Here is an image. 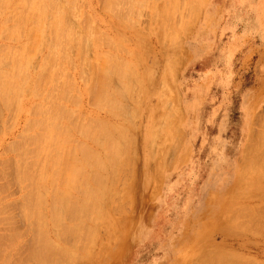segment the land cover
Here are the masks:
<instances>
[{"label":"rangeland","instance_id":"374dc122","mask_svg":"<svg viewBox=\"0 0 264 264\" xmlns=\"http://www.w3.org/2000/svg\"><path fill=\"white\" fill-rule=\"evenodd\" d=\"M3 1L9 2V4L6 5L7 2L5 4V2L3 3ZM19 1H21V3ZM74 1H75L76 5L74 4ZM74 1L73 0H71V1L70 0H63V2H64V6H63L62 0H57V1L51 0L52 3L50 2V0L49 1L48 0H45V1L42 0V2H45L43 4L44 5L46 4L45 5L47 7L46 8L45 6L43 7V5L41 6V3H40L41 1L38 2L39 3L38 4L37 0H33L32 3L30 2V4H29L28 0H27L26 4L23 3L24 0H11V1L0 0V4L2 2L0 8L5 9V11L3 10V14H2V9H0V12H1L0 14H2V15H0V50H3L4 48L6 49L8 47V45L10 47L9 49H12L13 47L18 45L17 46L18 50L17 49L14 50L15 49L14 48L10 51L8 49L5 51L6 53H4V55L3 54L0 55V59H1L0 68H2L1 70H2L3 74H4V70L6 68L7 69L6 71H8V69H9L11 71V73H13V74L15 73L14 74L15 76L20 74V73H24L25 77L26 78L28 77V79H24L25 77L23 76V74H21L24 78H22V76H19V75L15 78L17 83H14L15 85H13V87L17 86L18 81L19 82L20 81L26 82V83L25 82L21 83V84H24L21 87L22 89L21 88L17 89V87L15 88L18 91L21 89L20 95H19V92H17L15 90L17 92L16 93L14 90L12 91L10 88V87H12V84H11L12 82L10 83V80L14 79L13 78L14 75L12 76V74H11V76H12L11 77L9 74L10 72L8 71V75L11 77V79L9 78V80H8L9 81V83H8L9 87L8 88H10V90L8 89V91H6V94L7 95L9 94L8 95L9 97H10V94H11V97H12V95H13V97H16V96H14L15 93L18 94L19 99L17 98V100H18V102L20 101L19 103L21 105H19V106L21 107V110H20V107L17 106L18 103H16L17 102L15 100L16 98L11 99V98L7 97V99H9V100H7V102L13 101L11 103V107L12 106H15V107L11 108L9 102L3 103L6 99V98L3 99V96L6 97V95L4 94V92H2V90L4 88V87H2L3 86L2 84H3V81L6 80V82H5V85H6L7 79L9 76L5 75L7 73L6 72L3 76H5V77L7 76L6 77L7 79H4L5 77H3L2 79L0 78V80H2V84L0 81V92L2 94V95L0 94V170L1 171L4 170L3 172L0 171V184H1L0 185V187H1L0 193L2 192V187L5 188V189H3L4 191L0 194V211L3 212V213L0 212V215H1L0 216V221H1L0 222V226H1V228H0L1 240L0 241H2V242H0V251H2V252H0V258H3L1 260H4L5 256H7V257L11 256L12 258L10 257V259L9 258L7 259V257H5L4 261H6V259H7V264H9V263L12 264L15 260L16 261L13 264H22L25 261L27 263V260H29L28 257L30 256V258H32V259L28 261L29 264L30 263L32 264L33 262L35 264H37L39 260H36L37 259L36 256L39 254V257H40V255L41 256L43 255L42 257H40L43 260V263H41L40 261H39V263L45 264L44 261L45 260L47 261L48 258L50 259V257H48V255L52 256V255H50V253H52V252L55 253L54 251H51L52 249L56 250V252H58V254H59L60 248H58V247H61V250L64 247L62 250L63 251L62 254L60 252L61 256H60V254L58 255L57 253H55V255L57 254L58 257L60 256V259L56 256L53 257L54 259L58 258L59 263H62L61 261L67 263L66 260L68 259V261L72 260L71 262H69L71 264H72V262H75V263L77 262L76 264H78V263L79 264H198L197 262H199V264H204V263L206 264L210 259V261L208 263L213 264V261H214L213 259L220 258V259H218V262H217L220 264L222 259L228 260V257L231 254L230 256L233 260L235 259V262L233 260L230 261L231 259L229 257V260H228L229 263H226L225 260H223L221 264H235V263L237 264V263L245 261L246 258L253 259L257 264L258 263L264 264V230H260V228L262 229L261 225H263V227H264V224H263L264 220L261 219V218H264V210L262 209V208H264L263 207L264 206V183H263L264 182V179H263L264 174L262 173L264 171L262 169V167H264V161H263L264 160V153H263V156L260 157L261 159L258 158V159H256L258 161H255V162L253 161V163L251 164L252 166L254 163L256 165L254 164L253 169H251V167H250L248 173L250 171H253V172H250L249 174L247 173L245 177H243L241 174L246 167L248 157H250V154L248 151L244 153V150H245L244 148L248 147L249 143H254L255 137L253 134H255L254 132L258 133L260 131L261 123L258 121H261V119L264 117L263 116L264 115V36L262 35V32L260 29H259V31H257V30H255L256 28L252 29V28H249V26H248L249 23L252 22L251 21V20H253L252 17L253 16L255 17V14L257 11L259 13L260 27L261 28L264 27V0H158V1H156V0H143L145 3L144 5H143L142 0H130V1L129 0H120L118 5H117V2L119 0H115V2L116 1L117 2L115 5L112 4V6H111V2L114 0H111V1L110 0H108V1H106V0H74ZM138 1L141 4V7L143 6L142 8L140 7V5H137ZM162 1H163V3H162ZM48 2H50V5L48 4ZM104 2H106V4ZM133 2H135V3H133ZM159 2L162 5L159 4ZM36 3H37V5H36ZM59 3L63 7L60 6ZM127 3H129V4H127ZM3 4L5 7L3 6ZM23 4L25 5V7H23ZM51 4H52V6H51ZM104 4H105V6H103ZM27 5H28L29 9H31V7L32 8L34 7L33 8L34 10L33 9H31L30 11L27 10L26 9ZM71 5H73V9H71V7H72ZM113 5L114 6L117 5L115 7V9L113 8L114 7ZM127 5H128V7H127ZM171 5H172L173 9L171 8ZM38 6L44 8V9L41 8L39 10L42 15L44 13L43 10L46 11L45 12L46 15L45 14L43 16L41 15V17H44V19H42V20H44V24L43 25L40 24L43 26L42 31H41L42 34L40 33V30H38L40 28L39 23L42 21V20H40L41 17L39 16L40 15L39 11L37 10V12H36V9L37 8L39 9ZM67 6H68V8H67ZM131 6H133L132 12L136 13L139 11L140 13L138 12V15H137V13L136 14L133 13V16H132V13L130 12ZM20 7L23 10L20 9ZM35 7H37V8H35ZM53 7H55L54 11L52 10ZM106 7H108V8H106ZM233 7H235L237 10H239L240 19L232 20ZM105 8H106V10H105ZM117 8H118V10H116ZM121 8H123V9L121 10ZM124 8H128L127 10L130 13L127 12V10ZM158 8L161 9L160 11H162V12H160ZM18 9H19V11H21V13L23 11H26V10L27 11L22 13V14L19 13L18 15H20V14L21 15L18 16L16 13V12H19ZM45 9H47V10H45ZM57 9H59V11ZM66 9L68 10V13H67ZM76 9H77V11H76ZM156 9L158 10V12L156 11ZM11 10H13V11L15 10L14 11L15 13H13V11H11ZM176 10H178V11H176ZM28 11H29V13H27ZM112 11H113V13H112ZM124 11H125V14H124ZM7 12L9 13L10 16L8 15ZM53 12H54V14H53ZM60 12H62V13H60ZM164 12H166V13H164ZM25 13L28 14V16H26ZM38 13H39V15H38ZM66 13H67V15H66ZM11 14L12 15L15 14L14 15L15 17L13 16L15 19H16V16H18L19 20L18 19H16V20H18L20 22L22 21L21 23H19L20 25H18L16 23L17 28L19 29V27H20L19 30L15 27V25H14L15 20L13 17H11L12 16ZM57 14H59V15H57ZM88 15H89V17H88ZM125 15H127V16H125ZM154 15L156 16V18ZM157 15L160 16V18ZM5 16L9 17V19H10L9 22H7L8 21V18H7V20H5V23H4V19L6 18ZM37 16L39 17V20L37 19L38 18ZM25 17H26V20H25ZM35 17H36V19H35ZM50 17L53 20L50 19ZM125 17L127 19H124ZM57 18L58 19L61 18V19H59V22H61L60 20H62V22H61L62 24L57 21L58 20ZM78 18H79V21H78ZM128 18H130V20H128ZM177 18H180V19H177ZM20 19H22V20H20ZM67 19H69V20H67ZM131 19H132V21H131ZM160 19H161V22L159 21ZM23 20H25V21H23ZM34 20H37L36 23L37 22H39V23L36 24ZM157 20L159 23L157 22ZM18 21H16V22H18ZM32 21H34V22H32ZM48 21H52L51 24L53 23L52 24L53 29L51 28V24L48 27V24L50 23ZM23 22H25V24ZM54 22L55 23L58 22L60 25L55 24ZM86 22L87 23L89 22L90 24L88 25ZM131 22H133V23H131ZM11 23H13V26H11L12 25ZM30 23H35L36 27L34 24L32 25ZM42 23H43V21H42ZM79 23H81V24L79 25ZM54 24H55V27L61 26L60 30L62 33H63L64 29H65L64 32H67L66 28L68 27L67 29H69L70 28L69 26H71L70 30H68V32H67L68 35H66V33L62 34L60 32V30L58 29L59 27H57L59 32L57 31V29L55 30V27H53ZM6 25H8V27H10V28L7 27L9 30L6 29ZM28 25L30 26V28ZM37 25H39V26H37ZM64 25L66 26L65 28H63ZM86 25H88V27ZM159 25H161V26H159ZM32 27H33V29H32ZM37 27H39V28L36 29ZM159 27L161 30L159 29ZM161 27L164 29H162ZM11 28L12 29L16 28V30H18L19 33L22 32L21 34H19V33L18 34L20 37L22 36L23 38L21 37V39H20L19 36H18V38L14 37L17 34V31L15 29H13V30L16 31V33L14 31H12L11 33H13V35L10 34V31L12 30ZM90 28H91V30H90ZM185 28H187V29L185 30ZM4 30L9 31L10 36H9L8 32L4 33ZM29 30L32 32H29ZM98 30L101 32H99ZM162 30L165 31V32L164 31L163 32L165 33L166 36L162 32ZM23 31H24V34H23ZM37 31H39L38 34H41V36L35 34V33H37ZM52 31H54V33H55V31H57L56 34L57 33H61V34L60 35L57 34L58 36H55V34H53ZM74 31H75V34H74ZM96 31H98L99 34ZM102 31L104 32V34ZM50 32L52 33V35L50 34ZM77 32H80V33H77ZM27 33H29L28 34L29 37L26 36ZM32 34L34 35V41L35 42H36L35 35L40 37V42H41V45H39L40 46L39 48H37L38 46H36V50L38 51V49H39V51L37 52L35 50L34 54L31 53V51H33V49L31 50V48L35 49V46H33V43L35 45V42L32 43L33 47H30L31 44H27V45L25 44L27 41V40H25V38L28 39L27 42L31 41L33 38ZM71 34H72V36H71ZM122 34H124V35H122ZM69 35L71 38H69ZM74 35H75V37H74ZM7 36H9V37H7ZM42 36H43L44 40H42ZM95 36H97V37H95ZM5 37H6V39H5ZM50 37H52V38H50ZM59 37L61 38L60 39L61 42H60V40L59 41L57 40V39H59ZM94 37L98 38V39L95 40ZM81 38H83V39H81ZM62 39L64 42H62ZM74 39L76 40V42ZM24 40H25L24 46H26L27 48L30 47V49H26V50H30L29 52L26 51V53L27 52L29 53L30 58L25 57V56H27L25 53V49H24V51H22L23 50L22 49L21 52L25 53L24 57L28 60V62L31 60V57H33L31 62H29V63L27 62L28 65L25 63L26 60L23 57H21V56H23L22 53H20V52L16 53V51H19V47L23 48L22 47L23 43L21 45H20V43L23 42ZM49 40H50V42H48ZM65 40L66 41L71 40L69 43L72 42V44H69L68 42L65 43ZM37 41L39 42V40H37ZM42 41H43V46H42ZM162 41H163V43H162ZM54 42H55V44H54ZM59 42H60V44H59ZM79 42H80V44H79ZM106 42H109V43H107V45H106ZM141 42L143 43V45ZM61 43H65V44L61 45ZM52 44H54V45H52ZM67 44L69 45L68 47L66 46ZM36 45H38V44L36 43ZM70 45L72 47H70ZM97 45H99V46H97ZM41 46H42V48H41ZM48 46H49V48L50 47L51 48L55 47V48H54V50L50 48V49H48V52H47ZM65 46H66L65 50L67 52L66 51L63 52L64 50H62L63 47H65ZM144 46H145V49H144ZM148 46H150V47H148ZM26 47H24V48H26ZM60 47L62 49H60ZM114 47H115V49H114ZM68 48H69V50L71 48V51H68ZM87 48L89 51L87 50ZM80 49H81V51H80ZM51 50L54 51L55 53H53V52L51 53L50 52ZM56 50H57V53H56ZM61 50L64 53V58H66L64 60L62 58L63 53L61 52ZM3 51H0V53H3ZM45 52L48 53L47 54L48 57H47V55L44 54ZM98 52H100V53H98ZM14 53H15V56H17L18 54L19 55L21 54V55L18 57L10 56L11 58L12 57L16 58V59L13 58L12 60H14V62L13 61L11 62V58L9 57V55H12V54L14 55ZM67 53L71 57H69V58L65 57V55L66 56L68 55ZM83 53L85 55L86 54L87 55L85 56V55H83ZM52 54H53V56H52ZM7 55L9 58L3 59ZM31 55H33V56H31ZM44 55H45V57H43ZM54 55H56L55 56L56 58H53ZM138 55H139V57H138ZM146 55H147V57H146ZM57 56L59 59H57ZM84 56H85V59L83 58ZM103 56H104V58H103ZM119 56H120V58H119ZM90 57H91V59H90ZM107 57L112 58V59L111 58L110 59L112 60V62H114L115 67L118 70H115V68L114 69L108 68L110 66L111 67H113V66L110 63V60H109V62H107L108 61ZM17 58H19V59H17ZM20 58L23 61V65L26 64L25 66L22 65V62L20 64V67L22 66L20 70L23 71V69H24V72H21L18 70L19 69L18 63H20L19 61H21ZM45 58L48 60H45ZM51 58H53V59H51ZM113 58H115V59H113ZM56 59H57L58 63H55L56 61L54 62V60H56ZM87 59L90 61H88ZM102 59H104V60H102ZM106 59H107V61H106L107 64L105 62ZM118 59H120V63H119ZM59 60H61V62H63L62 66H61V63H59L60 62ZM124 60H127V63ZM42 61L45 64L46 63L48 64V61H49V63H51V64L46 65L44 67L45 64L43 65ZM82 61H84V63H82ZM5 62L6 63L11 62L8 64H10L13 67H16L18 69L12 67L13 71L15 69V72H13L10 69L11 66L7 65ZM53 62L55 63L56 66L54 65ZM102 62H104L103 64L106 66V70L113 69V72H111V70H110V72L104 70L105 69L104 67L100 68L102 66ZM124 62L126 63V68L122 67V65L125 66ZM72 63H73V65H72ZM108 63H110V66L107 67V65H109ZM16 64H18V66ZM41 65L45 68L44 70H43ZM82 65H84V66H82ZM26 66H28V69H26V70L30 72V74L28 73L30 76L29 75L27 76L25 74V68L24 67H26ZM60 66H61V68H60ZM63 66H65L66 68L68 67V68L66 69ZM73 66H75V68ZM118 66H119V68L121 67L123 70L127 69L125 71H129L130 72L129 75L130 74L133 75V73H134L133 78H132V75H131V77L129 75H127L130 78L127 77L126 76V74H128L127 72L122 73L121 74L122 79L124 77H126L127 81H125V78H124L123 79L124 81L122 80V82H121V78H120L121 76L117 77L118 75H120L118 73L121 72V71H119L121 69H119ZM48 67H49V69H48ZM92 68H93V70H92ZM94 68H96L97 71H95ZM128 68L129 69L132 68V69L129 70ZM40 69H42L43 71H41ZM59 69H60V71H59ZM68 69H69V71H68ZM79 69L81 70V72L79 71ZM101 69H103L104 72H106L105 73L106 75H107V73L108 74L110 73L112 75V77L109 76V79L107 80L108 75L105 76L104 72L101 71ZM133 69H134V71H133ZM16 70L19 71V73ZM39 70H40V72H39ZM48 70L51 72V74ZM61 70H62V72H61ZM114 70L116 73L114 72ZM27 71H26V73H27ZM38 72L40 73L39 75H38ZM41 72H43V74H41ZM46 72L47 73L49 72V73L47 74ZM69 72H71V73H69ZM82 72L84 75L81 74ZM2 73H0L1 76H2ZM93 73H95V74L93 75ZM96 73H97V75H96ZM36 74H37V76H36ZM78 74H80V75H78ZM98 74L103 75L105 79H102V76L100 75L101 76L100 77ZM115 74H116V76H115ZM123 74H125V76H123ZM40 75H42V77ZM91 75H93L92 78H91ZM67 76H68V78H67ZM18 77H20L22 80L20 78L17 79ZM58 77H60V78H58ZM64 77H65L66 81H64L65 83L63 82V84H65V85H62L61 82L64 80ZM80 77H81V79H80ZM86 77H87V79H86ZM95 78L99 79L101 81V83L103 80H106L105 81L106 83H107V81L110 80V83L108 82L106 85H104V86H107L109 84L107 86L108 88L107 87H104V88H107V90L109 91V93L113 97L108 95V93H107L108 91L107 92L104 91L105 89H103V84H102V87L98 86L99 84H97V83H100V81L95 79ZM42 80H44V81H42ZM84 80H86V82H84ZM91 80H92V82H90ZM37 81H38V83H37ZM40 81H41V83H39ZM93 81H97V83L96 82L94 83ZM35 82L37 83V85L36 84L34 85ZM56 82H57L58 86H57ZM59 83L61 85H59ZM66 83H67V85H66ZM89 83H91V85H89ZM121 83H122V85H120ZM130 83H132V85ZM10 84H11V86H10ZM21 84L19 83L18 86H20ZM8 85H6V87ZM53 85L55 88L57 86L58 89L56 88V91L53 90L54 89ZM69 85L71 87L72 86L73 87L69 88ZM75 85H76V87H75ZM95 85L97 86L98 89L96 88ZM113 85H115L114 86L115 88L113 87L114 89L112 88ZM62 86L67 87V89H64V88L60 89V88H62ZM77 86H78L79 90L76 89V91H75V88H77ZM88 86H89V88L91 87L90 90H89ZM92 86H93V88H92ZM109 86L111 89H113V91L109 88ZM1 87H2V90H1ZM6 87H5V89L7 90ZM33 87L35 88V90H37V91L39 90L38 92L36 91V94H34L35 90H33ZM50 87H53V89L52 88L50 89ZM68 88H69V90H68ZM101 88L103 89L104 93L105 92L107 93L108 96L105 95L104 98L101 97L102 99L101 98L97 99L98 98L97 96L94 97V95L95 94L97 95V93H99L98 96L99 95L104 96V93L102 94L103 91H101ZM119 88L122 89L120 92L118 91ZM126 88L127 89L129 88L128 89L129 92L126 91L127 90ZM130 88H132L133 93H132ZM52 90H53V92H52ZM57 90H58V93H60V94H62L61 92L64 91V96H65L66 91H68L66 93L68 97L65 96V97H67V100H66V98L61 99L63 94H62V96H60L61 98H59V95H58L59 99L57 98L56 99L57 101L54 100L55 95L57 97V94H58ZM60 90H61V92H59ZM161 90H163V92ZM9 91H12L14 93H12V92L9 93ZM29 92H31V93L29 94ZM74 92L76 93V95ZM100 92L102 95L100 94ZM52 93H54V94H52ZM68 93L70 95L74 94L75 96L71 95L72 97L70 100L69 99L70 96ZM90 93H94V94L92 95ZM112 93H114V94H112ZM131 93L133 94V96ZM37 94L40 97L34 96ZM135 94H137V95L135 96ZM168 94L170 96H167ZM114 95H116V96L114 97ZM78 96L80 97V99ZM140 96H141V98H139ZM1 97L3 100L1 99ZM75 97L76 98L78 97L79 100L78 99L77 100L79 102L76 101ZM106 97L115 98V99L119 100L118 101L119 105L116 104L117 100L115 101V100L111 99V100L115 101L114 103L117 105V106H115V104L113 105V103H111L112 101ZM129 97L130 98L133 97L134 100L133 99L131 100ZM158 97L160 99L159 101H158ZM162 97L163 98L165 97L167 102L165 101V99H163L164 101L161 100ZM93 98L94 99L96 98V99L94 100ZM47 99H48V101H47ZM105 99H106V102H105ZM52 100H54V102H57V103L60 101V103L63 105L66 104L64 106L66 109L64 110L63 106L58 107V105L54 104V102H52ZM69 100L72 101L71 104H70ZM97 100H98V102H99V100H101L100 105L98 104ZM103 100H104V102H103ZM50 101H51V103H53L55 105V107H54V105L52 104V106L54 107V109L56 111L61 110L64 112V114L60 113V111H59V113L57 112L58 114L57 113L56 114L60 115V117H58L57 115L54 116L55 110L50 107L51 106V103H49ZM73 101L74 102L76 101V102L73 103ZM93 101H95V102H93ZM157 101H158V103H161L160 104L161 106L158 105ZM162 101H163V103H162ZM38 102H40V103H38ZM45 102H47V103L44 106H42ZM6 103H7V105L9 104V106L4 105ZM33 103L34 104L37 103V108H34L36 106V104L33 105ZM60 103H58V104L60 105ZM77 103H78V105H77ZM95 103H97V104H95ZM38 104H40L42 107ZM90 104H92V105H90ZM102 104H104V105H102ZM162 104L164 106H162ZM96 105H97V107H95ZM111 105L113 106V108L116 107V109H117V107L120 106L121 109L118 108V110H115L111 107ZM38 106H40L42 108L41 109L39 107L41 112L38 110ZM47 106H49L53 112L51 110H50V112H49V110H48V112L47 111L45 112ZM67 106L70 107L71 110H69V108H68V110H69L68 111ZM177 106L179 107L180 110H177L178 109ZM61 107H63V109H61ZM98 107H99V109H98ZM123 107H125V108H123ZM173 107H174V109H173ZM13 108L15 111L17 110L16 116L18 115L15 119L16 120L15 123H14V119H13V117L15 116V112L12 111ZM31 108L32 109L34 108L38 111H35L34 109L31 110ZM101 108H103V109H101ZM111 108H112V110H111ZM9 109H10V112H9ZM47 109H48V107H47ZM57 109H59V110H57ZM72 109L74 110L73 114L71 112V111H73ZM156 110H158V111H156ZM251 110L253 111V114L251 117V121L249 122L248 119H249ZM30 111H33V112H30ZM65 111L67 114H65ZM159 111L162 113L160 114ZM172 111L175 115L173 113H171ZM176 111H179V112H176ZM36 112L38 113V115H35V114H37ZM42 112H44L43 113L44 115L41 114ZM68 112H71V115H73V117L71 115H68ZM112 112H113V114L116 112L115 113L116 115L115 114L113 115ZM117 112L119 115L117 114ZM121 112H124V113H121ZM156 112L157 113L159 112L160 115L159 114L157 115ZM17 113H19V114H17ZM48 113L54 114L53 115L54 117H58V118H53V122L55 120V122H54L55 124L52 123V120H51L52 115L48 116ZM258 113H259V115L261 113L260 118L258 116ZM62 114H63V116H61ZM80 115H81V117L83 116L82 119H81ZM75 116H77L76 119H78L77 120L78 122L76 121ZM117 116H119V117H117ZM158 116H160V117H158ZM10 117H11V119H10ZM42 117L45 118V119H41L42 122L40 120L37 121L39 118H42ZM48 117H50V118L48 119ZM123 117H125V118H123ZM29 118H30V120L33 121V123H34V121H37L36 124L38 123V125H39V122L43 123L46 119L47 120L42 125L40 124L41 126H39V127H41V128H38V125H36L37 127L35 126V128H33L32 130H30L29 132H26L25 130L31 126V121L29 122V120H28ZM34 118L35 119L38 118V119L35 120ZM60 118H62V119H60ZM12 119H13V122L11 121ZM178 119H180V121H178ZM71 120L73 121V123ZM74 120H75V122H74ZM79 120H82V122L85 125H86V123H88L87 126L90 125V127H86V126L82 127V125H84V124L83 123L78 124L80 122ZM98 120H99V122H98ZM172 121H173V123H171L169 125V122H172ZM27 122L29 123L28 126L26 125ZM47 122L48 123L51 122L52 124L49 123L50 124L49 125ZM104 123H106V124L108 123V124L104 125ZM110 123H112V124L110 125ZM73 124H74V126H73ZM96 124H98V126L101 125L103 127V129L105 128L107 133L104 134V130H102V127L99 126L101 128H99V127L97 128ZM172 124H174V125H172ZM51 125L52 126L57 125L58 128H56L57 126L55 128L54 127L51 128L50 127ZM66 125L67 126L70 125V126L67 127ZM116 125H118V126L116 127ZM175 125H177L178 128ZM63 126H64V128H69L70 130L72 129L71 133L69 130V134H67L68 138L72 137L71 139L69 138V139L65 140V141H67V144L61 143L62 139L67 138L66 134L63 135V132H64ZM106 126L109 127L108 129H109V132L111 131V133L117 129V131H115L113 134L114 136L116 134V137H119V138L122 136H125V135H126V137L125 138L123 137L122 139H118V138L114 139L113 135H111V133H108V129L106 128ZM155 126H156V128H155ZM174 126H175V128H174ZM74 128H75V130H74ZM84 128H85V130H86V128L87 129L89 128L90 130H88V131H92V133H93L92 136L90 134L91 132L87 133L86 132L87 130L86 131L82 130ZM112 128H114V129L112 130ZM119 128H120V130L123 129V132L126 130L125 131L126 134L123 135L124 133L123 132L121 133ZM252 128L254 129V132L251 131ZM41 129L46 130V131L42 133L43 130H41ZM53 129L54 130L58 129V130L54 131ZM99 129H101V130H99ZM174 129L176 130V133H175ZM22 130H23V134L27 133V134L23 135L24 137L21 136ZM66 130L68 131V129H66ZM98 130L100 131V133L98 132ZM118 130L120 132H118ZM171 130L173 131L172 133H171ZM262 130L264 132V126L262 127ZM57 131H58V133H56ZM67 131L64 133H68ZM83 131H85V132H83ZM154 131H156V132L154 133ZM164 131H166V132H164ZM76 132H77V135H76ZM95 132L98 134H96ZM117 132H118V134H117ZM32 133H34V134H32ZM36 133H37V136L40 133L38 138L36 136ZM50 133H52V134H50ZM119 133H121L122 135ZM153 133L156 135L153 136V138H152L151 135H154ZM170 133L172 134V137H171ZM18 134H20V135H18ZM31 134H32V136H30ZM107 134H109V135H107ZM127 134L132 136V137L127 136ZM25 135L26 136L29 135V136L26 137ZM33 135H35V136H33ZM47 135H51V137H53V139H55L54 142L56 141L57 144L52 142L53 140L49 139L51 137H49ZM100 135H102V136H100ZM110 135H111V137H110ZM173 135H176V136H173ZM46 136H47V138H46ZM57 136H58V138H57ZM60 136L62 137V139ZM167 136H169V137L167 138ZM28 137H30V138L28 139ZM35 137L37 139L36 145H38V141H41L40 140L41 137L44 138V140H42V142L47 141V142H44L45 146L43 144V147H45V148L41 149L42 145L40 146V144H39V146L41 148L36 146V145L33 146L35 144L34 140L36 141ZM86 137H89V138H86ZM105 137L106 138L110 137V139L108 138L106 140ZM164 137L166 139H164ZM170 137H171V139H169ZM251 137H254V140H252ZM20 138H21V140H19ZM77 138H79V140L81 139L80 141L83 143V145H81V142H80V145L76 144V142L79 141ZM250 138H251V140H250ZM17 139H18V142H17ZM30 139H31V142H30ZM75 139H77V141ZM101 139H102V141H101ZM68 140H69V143H68ZM74 140H75V143L73 142ZM108 140H109V142L112 141L111 144L116 145L114 147L117 150L119 149V151H113L114 148H113V146H110L111 144L109 145V142H107ZM122 140L123 141L126 140V141L123 142ZM172 140L173 141L177 140L178 144L176 142H174V144L171 145V143L173 142ZM65 141L63 140L64 143H66ZM105 141L107 142L108 146L105 145L106 144ZM9 142L10 143L12 142V143L10 144ZM23 142H24V144H23ZM25 142H27V143L29 142L27 146H26ZM42 142H40V143L42 144ZM8 143L10 144V145H8L9 147H11V145H12L11 149L7 146ZM58 143L62 144L63 146H61ZM48 144L51 145L50 148H49ZM102 144L104 147H106L107 153L104 151L105 148L102 146ZM52 145H53V147H52ZM66 145H68V147H66ZM72 145H75V146H72ZM117 145H118V147H117ZM13 146H16V147L13 148ZM77 146L79 149L81 148V150H79V149L77 150ZM91 146H93L94 149L88 148ZM109 146L111 147V149L109 148L110 150H108ZM6 147H8V148H6ZM29 147H30V149H29ZM36 147H38L39 150H38V148L35 150H32ZM70 147H72V149ZM86 148L89 149V151L87 150L85 152ZM95 148H96V150H95ZM25 149L26 150L28 149V150L26 151ZM44 149H45V152H44ZM58 149H60V150H58ZM10 150H13V151H10ZM37 150L38 151L41 150V151L38 152ZM69 150H73L75 152V154L77 152V155L74 157L75 154L73 151L70 152V154L73 153L74 155L73 154L68 155ZM165 150H166V152H165ZM246 150H247V148H246ZM18 151H20V152L18 153ZM23 151H24V153H23ZM47 151H49V152L52 151V152L49 153ZM57 151H59V152H57ZM62 151H63V153L61 154ZM66 151H68V152H66ZM112 151L115 153H113ZM15 152H17L20 155V158H18L19 155L16 154ZM65 152H66V154L64 155ZM79 152H81L80 153L81 155L79 154ZM29 153L35 159H33L32 157H29V156H31ZM37 153H38V155H37ZM39 153H41V154H39ZM45 153H47L46 156L50 154L49 157H53V158L51 159L48 156L46 157ZM153 153L154 154L157 153V155L156 154L154 155ZM247 153H248V155H247ZM22 154H24L25 156L23 155L24 157H22ZM119 154H121L120 157H119ZM43 155L45 156V158H44L45 160H47V159L50 160L48 163L46 161H43L44 160ZM55 155H57V157ZM8 156H11V157H8ZM26 156L28 157L27 163L24 161ZM117 156L119 157V160L116 159V158H118ZM6 157H8V158H6ZM40 157H41V159H40ZM81 157H83V158H81ZM13 158L15 159V161L17 163H19L20 159H23V161L21 160V162H20L21 165L19 164L21 168L19 167V169H18L19 165L14 163ZM17 158L19 161L17 160ZM30 158H32V160H29ZM86 158L87 159L93 158V161L88 160L89 161L88 162L86 160ZM110 158H111V160H110ZM36 159H37V162H38V159H39V161H41L43 159L42 161L44 163L41 161L40 163L38 162L39 163L38 164L37 162L34 161ZM112 159L114 161L117 160L118 162L113 164L112 162H114V161H112ZM121 159H122V161H121ZM155 159H156V161H155ZM52 160H54V161H52ZM63 160H65L64 163L67 162L66 163L67 165L64 164V166H63L64 168H62V170H61ZM78 160L80 161L79 167H81L82 170H83V168L88 170V168H90V164H91V166L98 171L95 170V174H94V170H92L93 172L90 170V169H92V167H91L89 169V171H87V172L85 169H84L85 171L83 170V172L85 173L84 176L82 174L83 172L79 176V173L82 170L79 167H77L78 166L77 165ZM84 160H86L88 163H86V161H84ZM31 161H34L35 164ZM51 161H52V164H51ZM119 161H121V162H119ZM24 162L26 163V165L23 164ZM30 162L33 163L34 166ZM45 162L48 165V169L45 168L46 170H48L47 172L44 169V164H46ZM81 162L83 165L81 164ZM95 162H97V163H95ZM126 162H127V164H126ZM256 162L259 163L258 166H257ZM261 162H263V166H261L262 165ZM29 163H30V165H28ZM119 163H120V165H119ZM14 164L16 166L18 165L17 168H14ZM36 164H38L39 166ZM68 164H69V166H68ZM104 164H106L105 166H107V169H108L107 171H106V169L103 170ZM161 164H163V165H161ZM22 165H25V167H27V168L26 169H25V167L22 168L23 167ZM47 165H46V167H47ZM155 165H157V167L161 166V169L159 167H158L159 168L158 169ZM32 166L35 167V170H34V168L32 169ZM66 166L68 167V169H70L69 167L72 168V170L71 169L69 170L71 172L70 176L73 174L74 179L76 177L75 180H72L73 184H70L71 179L69 180L70 176H67V175H69L68 173H66L67 175L64 174V176H63V177L67 176L68 177V178L66 177L67 179L62 177L63 169L67 168ZM121 166H124L123 168L126 167L127 169L125 168L124 170H122L123 168L121 169ZM41 167H42V169H41ZM155 167L157 168L156 170H155ZM255 167H257V168H255ZM28 168L31 169V170L29 169V171L33 170L36 173L39 172V174H36L37 176L38 175L39 176L37 177L36 175H33V174H35L33 171L32 172L27 171ZM115 168L117 169V172H114L116 170ZM240 168H242V169H240ZM254 168L256 171L254 170ZM13 169H15V171H13ZM74 169L76 172L75 174L78 175L79 178L82 176L83 178L82 177L81 178L85 179L84 181H86V179L89 178L88 179L89 181L87 180L86 182L91 183V186H95V187H93L95 189V191L92 189L91 186H90V188L88 187L89 189L87 188V186L90 184H86V182L84 184L83 183L84 181H82L81 178L79 179L74 174V171H73ZM76 169L79 170V173L76 171ZM18 170H20V171L22 170L21 172H22L24 177L22 176V174L20 176L17 173V172H19ZM23 170H26V172ZM52 170H54V173L55 172L59 173L58 174L59 176L56 175L57 173L53 174ZM99 170H101V171H99ZM44 171H45V173H44ZM60 171H62L61 172V174H62L61 178H60ZM69 171L64 170L63 173L69 172ZM111 171H113L115 174H113V172L111 173ZM121 171H124V173ZM258 171H260V172H258ZM4 172H6V173H4ZM40 172H41V176L44 175L43 180H45V178H46V181H42V183H44V182L47 183V184L45 183V185L42 184L39 180V179H41ZM96 172L97 173L100 172V173L97 174ZM108 172L110 174L106 175V173L108 174ZM255 172L257 173V175L255 174ZM2 173H3V175L5 174L6 177L3 176ZM14 173H16V174L13 175ZM51 173L53 175H55L56 177L54 178V176H50V175H52ZM92 173L94 174L93 177L95 180L98 179V182L100 180V182H99L100 185H102L103 183L105 184V182H106V190H104V191L102 190V192H104L105 194L107 193L108 196L105 197V194L103 195L104 197L102 195L99 196V193H98L99 191L97 192V190H96V187H98L99 183L93 182L94 180L91 179ZM101 173L103 175H101ZM158 173H161V174L158 175ZM258 173H260V175H261V173L263 174V176L260 180H259L260 176L258 177ZM29 174H32L33 177ZM86 174H87V177H85ZM88 174H89V176H88ZM250 174H251V177H250ZM26 175L29 176V178L27 176V178L29 180L28 179L26 180V178H25ZM13 176L14 177L16 176L18 182L23 178L22 180H24V182H23L24 186H22L23 185L21 183L22 180L19 182L20 184L18 186V182L15 180L16 178L14 179ZM121 176L124 180L121 178ZM252 176L256 177L259 181L255 180V178ZM4 177H5V180H7V181H5L3 179ZM30 177L32 178V180H30L31 179ZM34 177H37V179H36V181H34L35 183L34 182H32V183H34L35 186H38L37 188L34 186V184L32 185V183H30V181L35 180ZM71 177L73 179V176H71ZM1 178L3 181L1 180ZM251 178H254V179H251ZM50 179L52 181H54L57 184V186L54 185L55 184L54 182L51 183L49 181ZM62 179H65L68 182H65V185H64V183H62V182H64ZM60 180H62V182ZM111 180H113V181H111ZM126 180H127V182H126ZM15 181H16V183H15ZM49 182L53 186H50L51 184H49ZM101 182H103V183H101ZM112 182L114 184L116 182V185L113 184V186H115V188H112L113 186H109V188L110 189L112 188V190H113V191L112 190L110 191L112 193L111 196L113 198V201H111L112 198L110 197V193L108 192L109 191L108 183H112ZM246 182H249V183H246ZM6 183H11L12 185L11 184L8 185ZM28 183H30V184H28ZM74 184H76V185H74ZM77 184L78 185L83 184V185H80V187L81 188L84 187V189L82 188L81 189L82 191H81L80 188L77 187L78 186ZM104 184H103L104 187L99 185V190H101L100 189L101 187H103V189H105ZM46 185L48 186L49 191H47L45 194V192H44L45 188L47 189ZM85 185H86V188H85ZM110 185H112V184H110ZM6 186L8 188L10 187V189H7ZM21 186L24 188H22ZM54 186L56 189L55 191H57L59 189L61 191V189H63V188H64V190L66 188H68V189H66L65 192H64V190H62L61 191L62 193H60V195H59V193H57L58 191L55 192L53 190L54 188H52V187H54ZM42 187L43 188L45 187L44 190ZM56 187H58L59 189H57ZM31 188H33L32 190H34V189L36 190V192H34V194L36 193L35 195H31V194H33V193H31L32 192L30 190ZM38 188H39V190H38ZM20 189H21V191H20ZM69 189L72 190V192H74L73 196H75V197L77 196V198H80V199H77L75 197L71 198L70 196H72L71 195L72 192L69 191ZM76 189H77V192L79 191L78 193L76 192ZM87 189L91 190L90 192L93 193V196L90 192L87 193L88 192ZM52 190L59 195V196L58 195L56 196L57 199L60 198V196H62V194H67L74 201L79 200V202H80L82 199L81 197H83V200L87 201L88 205H93L91 207V209H89L90 207L87 206V203H85V201H83L84 203H82V201H81L80 203H82V204H80L78 201L76 202L77 204H75V202L73 204H75L76 209L83 205L84 208L82 207L81 209H83V210L86 209L87 210V211L85 210L86 213L89 211V213H87L89 216L86 215L85 211L82 213L83 210L80 211L81 210L80 208H79L80 210L77 209L79 211H76L71 207L69 209H71V211H73L74 213L70 212L68 210V207L72 206L73 201H71V199L67 200V199H69V197L66 195H64L66 197H64V196L61 197L62 200H63V198H67V199L63 200L62 204L59 202L61 199L59 201H57L60 204L55 201L58 204V206L60 205L59 207L57 206V204L55 202H54L55 204L53 203L54 205H52L54 207H52L50 205L53 202L51 200V196H50V194H53ZM84 190H86V191L83 192ZM27 191H29L31 193V194H29V192H28V195H31V196L27 195V193H26ZM37 191L44 192V193L40 192V194L42 193V195L45 198H47L48 200H45L44 197L42 198V196ZM51 191H52V193H51ZM22 192H23V194H22ZM70 192H71V194H68ZM82 192L84 194L87 193V194H85L86 197H85V195L84 196L82 195L83 194ZM94 192H95V195L99 196V198L96 196L97 197L96 202H95ZM102 192L100 191V194ZM25 193H26V196H25ZM88 194H90L91 197H94V199L89 197ZM53 195H56V194H53ZM38 196H40V199L44 200V201L42 200V202L44 204H42V202L40 203V200H37ZM78 196H80V197H78ZM25 197H26V199L30 198L29 200L27 199L29 202H27L26 200L24 202L23 198H25ZM34 197H35V199H34ZM87 197H89L88 199L91 198L90 200L92 202L88 201ZM116 197H118L119 199H117ZM32 198L34 199V201ZM52 198L54 199L55 196ZM114 198H115V200H114ZM55 200H56V198H55ZM64 201L68 202V203H65L67 206V209L65 208L66 206L64 207V205H65V204H63ZM69 201H71L70 205H69ZM34 202L37 205H35ZM36 202H38V203H36ZM89 202L92 204H89ZM99 202L101 204H103L104 207L102 205H98ZM110 202H112V203H110ZM39 203L42 204V206L40 205V207H39L38 206ZM47 203H49V204H47ZM28 204L30 205V207ZM46 204H47V206H46ZM94 204H95V207L98 211H94L95 210ZM26 205H27V207H26ZM43 205H45V206H43ZM77 205L78 206L80 205V206L77 207ZM37 206L39 207L38 212H36L37 208H38ZM49 206L51 207L50 210H49ZM97 206H99L101 210L99 208H97ZM112 206H115V208ZM241 206H244V208ZM250 206L252 208H254L255 213H257V212L259 213V210H260V213L258 214V216L256 217V214L254 213L255 216L253 217L257 222H259V223L261 222L260 224L256 223L255 220L252 221L253 220L252 218H251L252 220L250 222H248V221L244 222V219L249 220L250 217H252L251 214L253 215V211H252L253 209H251ZM253 206H255V207H253ZM41 207H46V208H41ZM239 207H241V208H239ZM7 208H8V210H7ZM34 208H36L35 209L36 211L34 210ZM111 208H112V210H111ZM117 208H120V209H117ZM235 208L239 209V212L237 211L238 214L235 213V211H236ZM245 208L251 209L252 213L249 214L250 217L248 214H247L248 216L243 214V213L251 212L250 210L248 211V209H247L248 212H246ZM1 209H3V210L5 209V211H3ZM20 209H23V210H20ZM40 209L43 210V213L46 212V214L41 213ZM113 209L115 210V212H112ZM234 209H235V211H234ZM242 209L244 210L243 212H241ZM6 211H7V213H4ZM24 211H26V213L28 212V214L31 215L30 219L27 216L28 214H26ZM101 211L104 212L102 215H101ZM232 211H234V212L232 213ZM18 212L19 213L21 212V213L19 214ZM22 212H24L25 215H23ZM52 212L53 213H55V212L59 213L60 212V213L59 214L55 213L56 215L55 214L53 215ZM77 212L78 213L80 212V214H78ZM90 212H92V214L93 213L94 214L92 215V214H90ZM40 213H41V215H43V217L40 216ZM49 213H50V215H49ZM84 213L88 217V219L85 216L81 217V215L82 214L84 215ZM118 213H119V215H118ZM15 214H17L19 217H17V215H15ZM98 214L101 215L99 223L98 222L96 223L95 219H93V220L89 219L92 217V218H96V220H97V218H99ZM21 215H22V217L24 216L25 218L22 219V217H20ZM37 216H38V219H37ZM61 216L63 218H61ZM103 216L105 217V219ZM246 216L249 219L248 218L246 219ZM230 217H232V218H230ZM4 218L6 220H9V219L10 220L5 223L6 220ZM13 218H15V219H13ZM18 218H21V219H18ZM27 218L29 220H27ZM44 218H46L50 224L49 223L47 224V220ZM81 218L82 219L84 218V219L82 220ZM24 219H25V221H24ZM55 219H56V221H55ZM74 219H75V221H74ZM228 219H230V221L233 220L232 223L229 222ZM13 220H15V221H13ZM50 220H52V222L55 221L54 225H56V224L58 225L60 223H63L64 226L62 224L61 225L63 227L66 226L64 228V230L65 229L67 230L68 228L71 229L73 226H74V228H72L73 230H76V229L78 230V226L80 227V229H79V231H77L74 234L75 238L73 235V237L70 238L71 239L70 240L69 237L72 236L73 232H71V231H73V230H70L69 233L67 231V235H65L66 230L62 231L63 227L61 228V225H58L59 227L55 226V228L57 227L55 229L53 227L54 225H52L53 223ZM27 221L30 222L31 224L30 223L27 224L28 223ZM57 221H58V223H57ZM92 221H94V223ZM10 222H11V224H10ZM66 222H69V223H66ZM254 222L256 224H259L260 227L255 226ZM234 223H235V225H233ZM241 223H242V225H241ZM2 224H3V226H2ZM33 225L34 226L36 225V226L34 227ZM49 225H52L53 228ZM238 225H240V226H238ZM31 226H32V228L33 227L34 228L33 229L30 228ZM37 226L41 227L42 231L43 230L45 231L47 229V227L49 226L47 230L50 233L48 231L47 232L45 231V233H44V231H43V234L39 235L42 232H40L41 229H39V230L37 229L38 228ZM235 226H237V227H235ZM249 226H254L253 228H256V227L257 228L253 229L252 227L249 228ZM4 227H5V230H4ZM15 227H16V229H15L16 231L13 229ZM59 228H61V229L59 230ZM8 229H10V230H8ZM11 229H13V230H11ZM17 229L20 231L23 230L24 232L22 231L19 233V231ZM52 229L55 232L53 231V233H51ZM84 229H87V230H84ZM91 229H93L95 232ZM27 230L29 232H27ZM34 230L37 232H35ZM81 230L84 233V235L86 234L84 237L87 239H85L83 237ZM2 231L4 232V234ZM9 231L12 235L9 233ZM13 231H15L16 234L19 233L20 237L17 235L19 238H14L16 236V234ZM32 231H33V234L35 236L32 235ZM90 231H93V234H92V232L90 233ZM63 232H64V234H63ZM46 233H49L48 237L50 236L52 238L51 242L53 243V245H55V248H53L54 246L52 244H51L52 247L51 246L49 247L48 246L50 244L49 242H48L49 244H47V245H46L47 241H45L46 243L43 242L44 240L48 239V237L45 239V237L47 236ZM70 233H72V234H70ZM21 234L22 235L24 234L25 236L23 235V237H22ZM45 234H46V236H45ZM69 234H70V236H68ZM13 235H15V236H13ZM42 235L45 236V237H43L44 238L43 241L40 240V239H42ZM4 236H5V238H4ZM32 236H33V238H32ZM37 237H38V239L40 238L39 239L40 243H38L39 240L37 239ZM59 237L61 238V240ZM10 239L11 240L13 239L12 242L10 241ZM35 239H36V241H35ZM72 239H73V241H72ZM5 240H7L8 243H4V242H6ZM37 240H38V242H37ZM48 240H50V239H48ZM55 240H56V242H55ZM63 240H64V242H62ZM65 240L67 241V243H65ZM23 241H24V243H23ZM31 241H33V242H31ZM68 241H69V243H68ZM14 242H16V243L14 244ZM35 242H37V243H35ZM78 242H80V243H78ZM1 243H2V246H6L5 248L3 247L2 250H1V248H2ZM10 243H11V246H10ZM44 243H45L46 248L49 247L48 249L43 248ZM72 243L74 246L76 244H80L81 246L78 245V247L75 246L76 248H73V247H71ZM8 244H9V246H8ZM12 244H14L13 249H16L15 251H17L18 254H19V251H22L20 254L21 259L18 258V262H17V258H16V257H18V254H16L17 252L12 251V248H11V247H13ZM24 244L26 247H27V245L31 246L34 250L32 251V249H30L31 247L29 248V246H28L29 249L26 248L24 246ZM40 244H43V245H40ZM90 244L91 245L93 244L92 245L93 247ZM57 245H60V246L57 247ZM15 247H17V248H15ZM36 247H38L41 251L43 250L44 253L46 251L47 252L49 251V252L45 253L47 255L41 254V251L39 249H37ZM67 247H69V248H67ZM21 248H23V249H21ZM25 248L27 251L25 250ZM50 248H52V249H50ZM57 248H58V250H57ZM4 249H6V251ZM67 249H69V250H67ZM71 249H72V251H71ZM35 250H37V251L39 250L40 253L36 252L37 255H35L34 254ZM211 250H213V251H211ZM216 250H217L218 255L216 254V252H214ZM64 251H65V253L67 252V254H65ZM223 251H226V252L224 253ZM23 252H25V253H23ZM201 252H203V254L207 253L208 256H205L204 258H201L198 261V258H199L198 255L200 254V256H201V254H202ZM3 253H6V254H4L5 256L3 255ZM26 253H29V254L26 255ZM72 253H74L75 255ZM24 254H25V256H24ZM76 254L78 256H81L80 259L82 257L84 259L82 258V260H77L79 258L76 257V260L73 261V259H75V257L73 258V255L76 256ZM227 254H228V257H227ZM22 255L24 258L27 256V258H25L27 260H24ZM34 255H35V258L33 257ZM214 255H216L217 257ZM225 255L227 258L225 257ZM44 256L47 257V259H45ZM65 257L67 259H65V261H64L63 259ZM221 257H223V258L221 259ZM53 258H51L50 261H47V264H51V263H49V262H52L51 260H53L52 263L54 264L55 260ZM61 258H62V260H61ZM204 259H206V261L201 262V261H204ZM8 260H9V262H8ZM20 260H24V261L20 262ZM219 260H220V262H219ZM4 261L3 262L0 261L1 264H3ZM58 261H56V264L58 263ZM216 261L217 260H215L214 263ZM193 262H195V263H193Z\"/></svg>","mask_w":264,"mask_h":264},{"label":"bare ground","instance_id":"6f19581e","mask_svg":"<svg viewBox=\"0 0 264 264\" xmlns=\"http://www.w3.org/2000/svg\"><path fill=\"white\" fill-rule=\"evenodd\" d=\"M9 1H11V0H9ZM29 1H30V0H28V2H29ZM40 1H41V2H40ZM40 1L37 0V3L40 2V3H41V6L43 5V7H44L46 4L44 5L43 3H45V2H42V0H40ZM43 1H45V0H43ZM48 1H49V0H48ZM56 1H57V0H56ZM70 1H71V0H70ZM73 1H74V0H73ZM106 1H108V0H106ZM110 1H111V0H110ZM129 1H130V0H129ZM142 1H143V0H142ZM156 1H158V0H156ZM4 2H5V1H3V3H4ZM6 2H7V1H6ZM6 2H5V4H6ZM16 2H17V1H16ZM19 2L21 3V1H19ZM26 2H27V0H24L23 3L26 4ZM30 2L32 3L33 0H31ZM30 2H29V4H30ZM50 2H51V0H50ZM50 2H48L49 5H50ZM62 2H63V0H62ZM113 2H114V3H113ZM116 2H117V1H116ZM116 2H115V0L112 1V2H111V6H112V4L115 5ZM119 2H120V0L117 2V5H118ZM121 2H122V1H121ZM176 2H177V1H176ZM37 3H36V5H37ZM51 3H52V2H51ZM60 3H61V2H60ZM60 3H59V5L62 6ZM70 3H71V2H70ZM104 3L106 4V2H104ZM133 3H135V2H133ZM155 3H156V2H155ZM162 3H163V1H162ZM1 4H2V2H1ZM1 4H0V6H1ZM8 4H9V2H7L6 5H8ZM38 4H39V3H38ZM74 4H75V1H74ZM74 4H73V5H74ZM105 4H104L103 6H105ZM120 4H121V3H120ZM127 4H129V3H127ZM136 4H137V3H136ZM144 4H145V3H144V1H143V5H144ZM149 4H150V3H149ZM157 4H158V3H157ZM159 4H161V3L159 2ZM66 5H67V4H66ZM73 5H71V6H72L71 9H73ZM75 5H76V4H75ZM79 5H80V4H79ZM107 5H108V4H107ZM114 5H113V6H114ZM117 5H116V6H117ZM137 5H140V7H141V4L139 3V1H138V4H137ZM161 5H162V4H161ZM3 6H4V4H3ZM14 6H15V5H14ZM51 6H52V4H51ZM51 6H50V7H51ZM55 6H56V5H55ZM63 6H64V2H63ZM63 6H62V7H63ZM116 6H114L113 8L115 9ZM125 6H126V5H125ZM166 6H167V5H166ZM4 7H5V6H4ZM4 7H3V8H4ZM23 7H25L24 4H23ZM38 7H39V9H38L37 7H35V8H37V9H36V12H37V10L39 11L41 8H43V7H40V6H38ZM45 7H46V6H45ZM56 7H57V6H56ZM78 7H79V6H78ZM80 7H81V6H80ZM127 7H128V5H127ZM132 7H133V6H131V11H130V12L132 13V16H133V13H135V12H132ZM142 7H143V6H142ZM142 7H141V8H142ZM153 7H154V6H153ZM156 7H157V6H156ZM156 7H155V8H156ZM180 7H181V6H180ZM10 8H11V7H10ZM33 8H34V7H33ZM33 8L31 7V9H33ZM46 8H47V7H46ZM54 8H55V7H53V9H52L53 11H54ZM67 8H68V6H67ZM75 8H76V7H75ZM106 8H108V7H106ZM106 8H105V10H106ZM111 8H112V7H111ZM129 8H130V7H129ZM171 8L173 9L172 5H171ZM0 9H2V8H0ZM20 9H22V8L20 7ZM26 9L29 10V11L31 10V9L28 8V5H27V8H26ZM43 9H44V8H43ZM119 9H120V8H119ZM122 9H123V8H121V10H122ZM124 9L127 10L128 8H124ZM133 9H134V8H133ZM158 9H159V8H158ZM172 9H171V10H172ZM3 10L5 11V9H2V14H3ZM15 10H16V9H15ZM15 10H14V11H15ZM22 10H23V9H22ZM27 10H26V11H27ZM33 10H34V9H33ZM45 10H47V9H45ZM55 10H56V9H55ZM57 10L59 11V9H57ZM110 10H111V9H110ZM116 10H118V8H117ZM137 10H138V9H137ZM154 10H155V9H154ZM160 10H161V9H159V11H160ZM169 10H170V9H169ZM11 11H13V10H11ZM14 11H13V13H15ZM16 11H17V10H16ZM18 11H19V9H18ZM26 11H23L22 13H24V12H26ZM29 11H28L27 13H29ZM66 11H67V13H68V10H67V9H66ZM76 11H77V9H76ZM108 11H109V10H108ZM156 11L158 12L157 9H156ZM163 11H164V10H163ZM172 11H173V10H172ZM176 11H178V10H176ZM232 11H233V12H232V13H233V15H232V20H234V19H235V20L240 19L239 10H237L235 7H233V10H232ZM254 11H255V10H254ZM8 12H9V11H8ZM8 12H7V13H8ZM43 12H44V13H43ZM43 12H42V13H43V15H44L46 11L43 10ZM74 12H75V11H74ZM127 12H129V11L127 10ZM127 12H126V13H127ZM130 12H129V13H130ZM138 12H139V11H138ZM138 12H136L137 15H138ZM160 12H162V11H160ZM160 12H159V13H160ZM0 13H1V12H0ZM11 13H12V12H11ZM16 13H17V15H18L19 13H21V11L16 12ZM22 13H21V14H22ZM32 13H33V12H32ZM39 13H40V15H39ZM39 13H38V15L41 17L42 14H41L40 11H39ZM51 13H52V12H51ZM60 13H62V12H60ZM67 13H66V15H67ZM112 13H113V11H112ZM136 13H135V14H136ZM139 13H140V12H139ZM164 13H166V12H164ZM177 13H178V12H177ZM254 13H255V12H254ZM2 14H0V15H2ZM21 14H20V15H21ZM25 14H26V13H25ZM53 14H54V12H53ZM70 14H71V13H70ZM120 14H121V13H120ZM124 14H125V11H124ZM157 14H158V13H157ZM160 14H161V13H160ZM8 15H9V13H8ZM11 15H12V14H11ZM14 15H15V14H14ZM14 15H12L11 17H13ZM20 15H18V16H20ZM43 15H42V16H43ZM45 15H46V14H45ZM51 15H52V14H51ZM57 15H59V14H57ZM137 15H136V16H137ZM158 15H159V14H158ZM158 15H157V16H158ZM163 15H164V14H163ZM183 15H184V14H183ZM9 16H10V15H9ZM18 16H16V19L19 20ZM26 16H28V14H26ZM61 16H62V15H61ZM69 16H70V15H69ZM72 16H73V15H72ZM125 16H127V15H125ZM154 16H155V15H154ZM161 16H162V15H161ZM177 16H178V15H177ZM5 17H6V16H5ZM5 17H4V18H5ZM11 17H10V18H11ZM14 17H15V16H14ZM14 17H13V18H14ZM21 17H22V16H21ZM30 17H31V16H30ZM30 17H29V18H30ZM37 17H38V16H37ZM52 17H53V16H52ZM57 17H58V16H57ZM77 17H78V16H77ZM82 17H83V16H82ZM88 17H89V15H88ZM158 17L160 18V16H158ZM183 17H184V16H183ZM194 17H195V16H194ZM7 18H8V21H7V22L10 21L9 17L7 16V17L4 19V23H5V20H7ZM13 18H12V19H13ZM27 18H28V17H27ZM47 18H48V17H47ZM55 18H56V17H55ZM73 18H74V17H73ZM118 18H119V17H118ZM155 18H156V16H155ZM163 18H164V17H163ZM12 19H11V20H12ZM16 19L14 18V20H15V24H14V25H15V27L17 28L16 23H17L18 25H20L19 23H21L22 21L20 22V21H18V20H16ZM30 19H31V18H30ZM35 19H36V17H35ZM37 19L39 20V17H38ZM42 19H44V17H41L40 20H42ZM50 19H52V18L50 17ZM57 19H58V18H57ZM59 19H61V18H59ZM59 19L57 20L58 22H59ZM65 19H66V18H65ZM124 19H127V18L125 17ZM177 19H180V18H177ZM252 19H253V20H251L252 22H250L251 24L249 23V25H248L249 28H252V29H255V28H256L255 30H257V31H259V29H260L261 32H262V35L264 36V27H262V28L260 27L259 13H258L257 11H256V14H255V17L253 16ZM20 20H22V19H20ZM25 20H26V17H25ZM25 20H23V21H25ZM48 20H49V19H48ZM52 20H53V19H52ZM67 20H69V19H67ZM86 20H87V19H86ZM89 20H90V19H89ZM120 20H121V19H120ZM128 20H130V18H128ZM193 20H194V19H193ZM16 21H18V22H16ZM34 21H35V23H36L37 20H34ZM34 21H32V22H34ZM42 21H43V23H42ZM42 21H41L40 23H39V22H37V23H39V25H40V24L43 25V24H44V20H42ZM55 21H56V20H55ZM60 21L62 22V20H60ZM78 21H79V18H78ZM87 21H88V20H87ZM90 21H91V20H90ZM131 21H132V19H131ZM159 21L161 22V19H160ZM179 21H180V20H179ZM182 21H183V20H182ZM48 22H50V23L48 24V27H49V25L51 24L52 21H48ZM58 22H57V23L54 22V23H55V24H59V23H61V22H59V23H58ZM75 22H76V21H75ZM157 22H158V20H157ZM176 22H177V21H176ZM23 23L25 24V22H23ZM35 23H30V24H32V25L34 24L35 27H36V24H37V23H36V24H35ZM86 23H87V22H86ZM131 23H133V22H131ZM131 23H130V24H131ZM158 23H159V22H158ZM158 23H157V24H158ZM11 24H12L11 26H13V23H11ZM52 24H53V23H52ZM52 24H51V28H52ZM55 24L53 25V27H55ZM61 24H62V23H61ZM66 24H67V23H66ZM80 24H81V23H79V25H80ZM87 24L89 25L90 23L88 22ZM126 24H127V23H126ZM134 24H135V23H134ZM162 24H163V23H162ZM187 24H188V23H187ZM39 25H37V26H39ZM42 25H40V28H39V27L36 28V29L39 28L38 30H40V33H41V31H42V27H43ZM59 25H60V24H59ZM88 25H86V26L88 27ZM23 26H24V25H23ZM28 26H29V25H28ZM126 26H127V25H126ZM135 26H136V25H135ZM159 26H161V25H159ZM7 27H8V25H6V29L9 30L8 28H10V27H8V28H7ZM33 27H34V26H33ZM33 27H32V29H33ZM57 27H59V28H58L59 30L61 29V26H57ZM57 27H55V30L57 29ZM65 27H66V26L64 25L63 28H65ZM69 27L71 28V26H69ZM16 28H13V29L16 30ZM29 28H30V26H29ZM46 28H47V27H46ZM67 28H68V27H67ZM67 28H66V30H67V32H68V30H70V28H69V29H67ZM161 28H162V27H161ZM11 29H12V28H11ZM13 29L10 31V34H12V35H13V33H11V32L14 31ZM17 29H18V28H17ZM19 29H20V27H19ZM19 29H18V30H19ZM24 29H25V28H24ZM52 29H53V28H52ZM58 29H57V31H58ZM74 29H75V28H74ZM74 29H73V30H74ZM85 29H86V28H85ZM94 29H95V28H94ZM97 29H98V28H97ZM159 29H160V27H159ZM162 29H164V28H162ZM166 29H167V28H166ZM166 29H165V30H166ZM186 29H187V28H185V30H186ZM7 30H6V31L4 30V33H5V32H8V34H9V31H7ZM18 30H16V31H17V34H16V36H14V37H17V38H18L19 34L22 33V32L19 33ZM22 30H23V29H22ZM34 30H35V29H34ZM50 30H51V29H50ZM64 30H65V29H64ZM64 30H63V33H64V34L66 33V35H68V33H67V32H64ZM83 30H84V29H83ZM90 30H91V28H90ZM160 30H161V29H160ZM16 31H14V32L16 33ZM35 31H36V30H35ZM43 31H44V30H43ZM57 31H55V33H54V31H52V33L55 34V36H58L57 34L60 35V34L62 33L61 30H60L61 33H57V34H56ZM98 31H99V30H98ZM98 31H96V32H98ZM163 31H164V30H162V32H163ZM166 31H167V30H166ZM29 32H32V31L29 30ZM58 32H59V31H58ZM70 32H71V31H70ZM87 32H88V31H87ZM99 32H101V31H99ZM99 32H98V34H99ZM102 32H103V31H102ZM120 32H121V31H120ZM120 32H119V33H120ZM160 32H161V31H160ZM164 32H165V31H164ZM164 32H163V33H164ZM18 33H19V34H18ZM38 33H39V31H37V33H35V34L41 36L42 33H41V34H38ZM52 33L50 32L51 35H52ZM63 33H62V34H63ZM77 33H80V32H77ZM10 34H9V36H10ZM23 34H24V31H23ZM28 34H29V33H27L26 36L29 37ZM30 34H31V33H30ZM74 34H75V31H74ZM96 34H97V33H96ZM98 34H97V35H98ZM103 34H104V32H103ZM87 35H88V34H87ZM87 35H86V36H87ZM100 35H101V34H100ZM122 35H124V34H122ZM162 35H163V34H162ZM164 35H165V33H164ZM5 36H6V35H5ZM9 36H7V37H9ZM32 36H33V38H32L33 41L31 40L32 42H31V41H29L30 43L27 42L28 39L25 38V40H27L26 43H25V40H24L23 42L20 43V45L23 43V46H22L23 48H20V47H19V51H16V53H19V52L22 53L23 56H21V57H23V58L26 60L25 63H26L27 65H28L29 62L32 61V58H33V57H31V60L29 59L30 61L28 62V60H27L25 57H29V56H30L29 53H28L30 50H26V49H30V47L35 46V49H34V48H31V50L33 49V51H31V53L34 54V53H35V50H36V46H38L37 48H39V47H40L39 45H41L40 37L35 35V38H36V39H35L36 42H35V41H34V35L32 34ZM32 36H31V37H32ZM55 36H54V37H55ZM71 36H72V34H71ZM77 36H78V35H77ZM77 36H76V37H77ZM102 36H103V35H102ZM165 36H166V35H165ZM19 37H20V36H19ZM21 37H22V36H21ZM21 37H20V39H21ZM60 37H61V36H60ZM60 37H59V39H57L58 41L61 39ZM74 37H75V35H74ZM87 37H88V36H87ZM87 37H86V38H87ZM95 37H97V36H95ZM95 37H94V38H95ZM104 37H105V36H104ZM123 37H124V36H123ZM159 37H160V36H159ZM161 37H162V36H161ZM22 38H23V37H22ZM50 38H52V37H50ZM69 38H71L70 35H69ZM99 38H100V37H99ZM162 38H163V37H162ZM162 38H161V39H162ZM5 39H6V37H5ZM63 39H64V38H63ZM63 39H62V42H64ZM76 39H77V38H76ZM81 39H83V38H81ZM97 39H98V38H95V40H97ZM128 39H129V38H128ZM142 39H143V38H142ZM163 39H164V38H163ZM163 39H162V40H163ZM13 40H14V39H13ZM37 40H39L40 43H39ZM42 40H44V39H43V36H42ZM54 40H55V39H54ZM71 40H72V39H71ZM71 40H69V41H66V40H65V43H67V42L69 43ZM74 40H75V39H74ZM87 40H88V39H87ZM140 40H141V39H140ZM51 41H52V40H51ZM82 41H83V40H82ZM84 41H85V40H84ZM33 42H35V45H34ZM48 42H50V40H49ZM52 42H53V41H52ZM60 42H61V40H60ZM60 42H59V44H60ZM75 42H76V40H75ZM98 42H99V41H98ZM109 42H110V41H109ZM109 42H106V45H107V43H109ZM111 42H112V41H111ZM143 42H144V41H143ZM24 43H25L26 45H27V44H31V46L27 48L26 46H24V45H25ZM32 43H33V46H32ZM36 43H37L38 45H36ZM65 43H61V45L65 44ZM82 43H83V42H82ZM82 43H81V44H82ZM141 43H142V42H141ZM162 43H163V41H162ZM49 44H50V43H49ZM54 44H55V42H54ZM54 44H52V45H54ZM69 44H72V42L69 43ZM79 44H80V42H79ZM86 44H87V43H86ZM86 44H85V45H86ZM94 44H95V43H94ZM110 44H111V43H110ZM6 45H7V44H6ZM52 45H51V46H52ZM85 45H84V46H85ZM99 45H100V44H99ZM99 45H97V46H99ZM112 45H113V44H112ZM142 45H143V43H142ZM160 45H161V44H160ZM17 46H18V45H17ZM17 46H15V47H13V48L11 47V48H12V49L15 48L14 50H16V49L18 48ZM28 46H29V45H28ZM42 46H43V41H42ZM42 46H41V48H42ZM66 46L68 47L69 45L67 44ZM66 46L63 47V49L61 48V47H62V46H61L60 49L64 50L63 52H65V51H66V50H65ZM80 46H81V45H80ZM95 46H96V45H95ZM113 46H114V45H113ZM113 46H112V47H113ZM118 46H119V45H118ZM24 47H26V48H24ZM70 47H72V46L70 45ZM148 47H150V46H148ZM9 48H10V47H9V45H8V47H7L6 49L4 48L5 50L3 49L4 51H3V50H0V51H3V53H0V55H1V54L4 55V53H6L5 51L8 50ZM50 48H51V47H50ZM50 48H49V46H48V48H47V52H48V49H50ZM54 48H55V47H54ZM54 48H51V49L54 50ZM58 48H59V47H58ZM85 48H86V47H85ZM12 49H9V50L11 51ZM22 49H23V50H22ZM24 49H25V53H26V51H28V52L26 53L27 56H25V57H24L25 53L21 52V50L24 51ZM114 49H115V47H114ZM119 49H120V48H119ZM144 49H145V46H144ZM17 50H18V49H17ZM62 50H61V52H62ZM87 50H88V48H87ZM147 50H148V49H147ZM36 51H37V50H36ZM38 51H39V49H38ZM38 51H37V52H38ZM68 51H71V48H70V50H69V48H68ZM80 51H81V49H80ZM84 51H85V50H84ZM88 51H89V50H88ZM37 52H36V53H37ZM50 52H51V53H52V52L55 53V52L52 51V50H51ZM63 52H62V53H63ZM66 52H67V51H66ZM86 52H87V51H86ZM51 53H50V54H51ZM56 53H57V50H56ZM81 53H82V52H81ZM84 53H85V52H84ZM84 53H83V55H85ZM88 53H89V52H88ZM98 53H100V52H98ZM108 53H109V52H108ZM137 53H138V52H137ZM44 54L47 55L48 53L45 52ZM65 54H66V53H65ZM67 54H68V53H67ZM104 54H105V53H104ZM3 55H2V56H3ZM5 55H6V54H5ZM20 55H21V54H20ZM20 55L18 54L17 56H15V53H14V55H13V54H12V55H9V57H10V56L18 57V56H20ZM45 55H44L43 57H45ZM62 55H63V57H62L63 60L66 59V58H64V53H63ZM62 55H61V56H62ZM86 55H87V54H86ZM86 55H85V56H86ZM102 55H103V54H102ZM105 55H106V54H105ZM31 56H33V55H31ZM49 56H50V55H49ZM52 56H53V54H52ZM55 56H56V55H54L53 58H56ZM85 56L83 57L84 59H85ZM88 56H89V55H88ZM88 56H87V57H88ZM111 56H112V55H111ZM6 57H7V58H6ZM6 57H4L3 59H8V58H9L8 55H7ZM47 57H48V55H47ZM50 57H51V56H50ZM65 57H68V58H69V57H71V56H69V54H68L67 56L65 55ZM79 57H80V56H79ZM136 57H137V56H136ZM138 57H139V55H138ZM146 57H147V55H146ZM10 58H11V57H10ZM13 58H14V57L11 58V62H12V61L14 62V60H12ZM29 58H30V57H29ZM53 58H51V59H53ZM83 58H82V59H83ZM99 58H100V57H99ZM103 58H104V56H103ZM110 58H111V57H110ZM110 58L107 57L108 61H107V59H106L105 62H106V61L109 62V60H110V63L112 64L113 67L110 66V63H108L109 65H107V67L110 66V67H108V68H113V69L115 68V70H118V69L115 67L114 62H112V60H111L112 58H111V59H110ZM115 58H116V57H115ZM115 58H113V59H115ZM119 58H120V56H119ZM14 59H16V58H14ZM17 59H19V58H17ZM20 59H21V58H20ZM43 59H44V58H43ZM57 59H59L58 56H57ZM57 59L54 60V62L56 61L55 63H58V62H57ZM70 59H71V58H70ZM90 59H91V57H90ZM45 60H48V59L45 58ZM45 60H44V61H45ZM49 60H50V59H49ZM68 60H69V59H68ZM87 60H88V59H87ZM97 60H98V59H97ZM99 60H100V59H99ZM102 60H104V59H102ZM15 61H16V60H15ZM52 61H53V60H52ZM59 61H60L59 63H61V66H62L63 62H61V60H59ZM88 61H90V60H88ZM116 61H117V60H116ZM118 61H119V63H120V59H118ZM124 61H126V63H127V60H124ZM11 62H8V63H11ZM17 62H18V61H17ZM19 62H20V63H18V64H19V67H18L19 69L16 68V67H13L12 65H10V64H8V63H6V62H5V63H6L7 65H10V66H11L10 69H11L12 71H13V68H16V69H18L19 71H21L20 69H21L22 66L20 67V64H21V62H22V65H23V61H22V59H21V61H19ZM27 62H28V63H27ZM46 62H47V61H46ZM54 62H53V63H54ZM107 62H106V64H107ZM15 63H16V62H15ZM15 63H14V64H15ZM55 63H54V65H55ZM82 63H84V61H82ZM82 63H81V64H82ZM103 63H104V62H102V66L100 65V66H101L100 68L104 67L105 69H104V68H103V69L106 70V66H105ZM122 63H123V62H122ZM124 63H125V62H124ZM126 63H125V66L122 65V67H125V68H126ZM0 64H1V59H0ZM14 64H13V65H14ZM18 64H16V65L18 66ZM26 64H24L23 66H25ZM42 64L44 65L45 63H43V61H42ZM50 64H51V63H49V61H48V64L46 63V64L44 65V67H45L46 65H50ZM117 64H118V63H117ZM16 65H15V66H16ZM52 65H53V64H52ZM72 65H73V63H72ZM119 65H120V64H119ZM137 65H138V64H137ZM41 66H42V65H41ZM55 66H56V65H55ZM61 66H60V68H61ZM82 66H84V65H82ZM82 66H81V67H82ZM87 66H88V65H87ZM116 66H117V65H116ZM12 67H13V68H12ZM26 67H27V68H26ZM26 67H24V68H25V74L28 76V75L30 74V72L26 70V69H28V66H26ZM44 67L42 66L43 70L45 69ZM52 67H53V66H52ZM63 67H65V66H63ZM63 67H62V68H63ZM73 67L75 68V66H73ZM138 67H139V66H138ZM65 68H66V67H65ZM67 68H68V67H67ZM67 68H66V69H67ZM83 68H84V67H83ZM83 68H82V69H83ZM108 68H107V69H108ZM118 68H119V66H118ZM125 68H124V69H125ZM1 69H2V68H0V73H2V70H1ZM3 69H4V68H3ZM48 69H49V67H48ZM69 69H70V68H69ZM69 69H68V71H69ZM80 69H81V68H80ZM80 69H79V71L81 72ZM94 69H95V71H97L96 68H94ZM103 69H101V71L104 72ZM113 69H109V70H106V71H109V72H110V70H111V72H113ZM119 69H121V70H119V71H121V72L118 71V72H119L118 74H120V75H118L117 77L121 76L122 73H126V72H127L128 74H126V76L129 75V73H130L129 71H125V70H127V69L123 70L121 67H120ZM128 69H129V68H128ZM131 69H132V68H131ZM131 69H129V70H131ZM6 70H7V69L5 68V70H4V74L7 72V73L5 74V75H7V76H9V75H8V71L10 72V73H9L10 76H11V74H12V76L15 74V73H14V74L11 73V71H10L9 69H8V71H6ZM40 70L43 71L42 69H40ZM40 70H39V72H40ZM52 70H53V69H52ZM52 70H51V71H52ZM63 70H64V69H63ZM92 70H93V68H92ZM115 70H114V72H115ZM16 71H17V70H16ZM19 71H17V72L19 73ZM26 71H27V73H26ZM45 71H46V70H45ZM48 71H49V70H48ZM59 71H60V69H59ZM95 71H94V72H95ZM124 71H125V72H124ZM133 71H134V69H133ZM13 72H15V69H14ZM21 72H24V69H23V71H21ZM39 72H38V75L40 74ZM49 72H50V71H49ZM49 72H48V73H49ZM61 72H62V70H61ZM80 72H79V73H80ZM91 72H92V71H91ZM28 73H29V74H28ZM46 73H47V72H46ZM48 73H47V74H48ZM58 73H59V72H58ZM66 73H67V72H66ZM69 73H71V72H69ZM98 73H99V72H98ZM105 73H106V72H104V74H105ZM115 73H116V72H115ZM4 74L2 73V76H1V74H0V76H1L0 78H1V79H2L3 77H5V76H3ZM21 74H23V76L25 77L24 73H20V74H18V75H19V76H22ZM41 74H43V72H41ZM47 74H46V75H47ZM50 74H51V72H50ZM50 74H49V75H50ZM61 74H62V73H61ZM81 74H83V72H82ZM94 74H95V73H93V75H94ZM109 74H110V73H109ZM109 74L107 73V75H108L107 80L109 79V76L112 77V75H111V74L109 75ZM18 75H16V76L14 75V76H13L14 79L12 78L13 80H10V83L12 82V83H11V84H12V87H10L12 91H13V90L15 91V90H16V89H15L16 87H17V89H19V88H21V87L24 85V84H21V83H24L25 81H22V82H21V81H20V82L18 81L17 86H16V87H13V85H15L14 83H17L16 80H15V78H16ZM65 75H66V74H65ZM68 75H69V74H68ZM78 75H80V74H78ZM83 75H84V74H83ZM83 75H82V76H83ZM93 75H91V78H92ZM96 75H97V73H96ZM98 75H99V74H98ZM100 75H101V74H100ZM100 75H99V76H100ZM107 75L105 74V76H107ZM131 75H132V74H130L129 76L131 77ZM7 76H6V77H7ZM10 76L8 77V79H7L6 77L4 78V79H7V83H6V85H8V83H9V81H8L9 78L11 79V77H12V76H11V77H10ZM23 76H22V78H24ZM29 76H30V75H29ZM36 76H37V74H36ZM40 76L42 77V75H40ZM44 76H45V75H44ZM59 76H60V75H59ZM63 76H64V75H63ZM101 76H102V79H105L103 75H101ZM101 76H100V77H101ZM115 76H116V74H115ZM123 76H125V74H123ZM129 76H127V77H129ZM133 76H134V73H133V75H132V78H133ZM174 76H175V75H174ZM69 77H70V76H69ZM87 77H88V76H87ZM87 77H86V79H87ZM100 77H99V78H100ZM130 77H129V78H130ZM19 78H20V77H18L17 79H19ZM45 78H46V77H45ZM58 78H60V77H58ZM67 78H68V76H67ZM67 78H66V79H67ZM78 78H79V77H78ZM120 78H121V82H122V80H123L124 78H125V81H127V80H126V79H127L126 77H124V78L122 79V76H121ZM136 78H137V77H136ZM20 79H21V78H20ZM24 79H28V77H27V78L25 77ZM24 79H23V80H24ZM37 79H38V78H37ZM41 79H42V78H41ZM41 79H40V80H41ZM80 79H81V77H80ZM95 79H97V78H95ZM100 79H101V78H100ZM111 79H112V78H111ZM21 80H22V79H21ZM92 80H93V79H92ZM92 80H91L90 82H92ZM97 80H99V79H97ZM0 81H1V84H2V80H0ZM14 81H15V82H14ZM26 81H27V80H26ZM34 81H35V80H34ZM42 81H44V80H42ZM58 81H59V80H58ZM60 81H61V80H60ZM64 81H66V80H65V77H64V80L61 82L62 85H65V84H63ZM99 81H100V80H99ZM105 81H106V80H103L102 83H101V81H100V83H97V81H93V82H94V83L96 82L97 84H99V85H98L99 87H100V86L102 87V84H103V89H105L104 91L107 92V91H108V90H107V88H108L107 86H108L109 84H108L107 86H104V85H106L108 82L110 83V80L107 81V83H106ZM123 81H124V80H123ZM5 82H6V80L3 81V84H2L3 86L1 85L2 87H4L3 90H2V87H1V90H2V92H4V94L6 95V97L3 96V99L6 98L5 101H4L3 103H5V102H7V100H9V99H7V97H9V96H8L9 94L7 95V94H6V91H8V89L10 90V88H8L9 85L6 87ZM84 82H86V80H84ZM19 83L21 84L20 86H18ZM25 83H26V82H25ZM29 83H30V82H29ZM37 83H38V81H37ZM37 83L35 82L34 85H35V84L37 85ZM39 83H41V81H40ZM64 83H65V82H64ZM11 84H10V86H11ZM56 84H57V82H56ZM61 84L59 83V85H61ZM84 84H85V83H84ZM123 84H124V83H123ZM130 84L132 85V83H130ZM4 85H5V86H4ZM66 85H67V83H66ZM72 85H73V84H72ZM89 85H91V83H89ZM110 85H111V84H110ZM120 85H122V83H121ZM142 85H143V84H142ZM55 86H56V85H55ZM57 86H58V84H57ZM57 86H56V88H57ZM93 86H94V85H93ZM93 86H92V88H93ZM95 86H96V85H95ZM114 86H115V85H113L112 88H113ZM125 86H126V85H125ZM5 87L7 88V90L5 89ZM34 87H35V86H34ZM34 87H33V90H35ZM53 87H54V85H53ZM53 87H50V89H51V88L53 89ZM59 87H60V86H59ZM70 87H71V86L69 85V88H70ZM72 87H73V86H72ZM72 87H71V88H72ZM75 87H76V85H75ZM104 87H107V88H104ZM118 87H119V86H118ZM126 87H127V86H126ZM23 88H24V87H23ZM37 88H38V87H37ZM37 88H36V89H37ZM56 88L54 87L53 90L56 91ZM63 88H64V89H67V87H63V86H62V88H60V89H63ZM69 88H68V90H69ZM88 88H89V86H88ZM90 88H91V87H90ZM90 88H89V90H90ZM96 88H97V86H96ZM109 88H110V86H109ZM114 88H115V87H114ZM114 88H113V89H114ZM21 89H22V88H21ZM21 89H20V90H21ZM50 89H49V90H50ZM57 89H58V88H57ZM76 89L79 90V89H78V86H77V88H75V91H76ZM97 89H98V88H97ZM103 89L101 88V91H103ZM110 89H111V88H110ZM113 89H111V90L113 91ZM126 89H127V88H126ZM128 89H129V88H128ZM128 89L126 90L127 92H129ZM130 89H131V91H132V93H133L132 88H130ZM167 89H168V88H167ZM20 90H19V91L16 90L17 92H19V95H20ZM53 90H52V92H53ZM111 90H110V91H111ZM121 90H122V89H120V88L118 89L119 92H120ZM124 90H125V89H124ZM164 90H165V89H164ZM12 91H9V93L12 92ZM16 91H15V92H16ZM36 91H37V90H35V93H34V94H36ZM38 91H39V90H38ZM38 91H37V92H38ZM62 91H63V90H62ZM65 91H66V90H65ZM104 91L102 92V94L104 93ZM112 91H111V92H112ZM131 91H130V92H131ZM161 91L163 92V90H161ZM17 92H16V93H17ZM33 92H34V91H33ZM59 92H61V90H60ZM67 92H68V91H66V93H67ZM70 92H71V91H70ZM70 92H69V93H70ZM77 92H78V91H77ZM106 92H105V93H106ZM134 92H135V91H134ZM139 92H140V91H139ZM144 92H145V91H144ZM7 93H8V92H7ZM12 93H14V92H12ZM16 93H15V95H14V96H16V97H13V95H12V97H11V94H10V97H9V98H11V99H12V98H16L15 100H16L17 102H16L14 99H13V100H14L16 103H18L17 106H19V105H21V104L19 103L20 101L18 102V100H17V98H18V94H16ZM21 93H22V92H21ZM30 93H31V92H29V94H30ZM49 93H50V92H49ZM57 93H58V90H57ZM61 93L63 94V96H62V94L58 93V94H57V97H56V95H55L54 100H56V99L58 98V95H59V98H61L60 96H62L61 99L66 98V100H67V97H68L67 94L65 93V96H67V97H65V96H64V91L61 92ZM69 93H68V94H69ZM71 93H72V92H71ZM74 93H75V92H74ZM96 93H97V92H96ZM105 93H104V96L101 94V92H100V94H101L102 96H100V95L98 96L99 93H97V95L95 94L94 97L97 96V97H98L97 99H99V98H101V97L104 98L105 95H106V96H108V95L112 96V95L109 93V91L107 92L108 95H107V93H106V94H105ZM117 93H118V92H117ZM132 93H131V94H132ZM0 94H1V92H0ZM50 94H51V93H50ZM52 94H54V93H52ZM55 94H56V93H55ZM79 94H80V93H79ZM79 94H78V95H79ZM90 94L93 95L94 93H90ZM112 94H114V93H112ZM1 95H2V94H1ZM71 95L73 96L74 94H71ZM71 95L69 94V96H70L69 99H70V100H71V97H72ZM75 95H76V93H75ZM75 95H74V96H75ZM136 95H137V94H135V96H136ZM34 96H35V97H36V96H37V97H40L38 94H37V95H34ZM115 96H116V95H114V97H115ZM127 96H128V95H127ZM129 96H130V95H129ZM132 96H133V94H132ZM162 96H163V95H162ZM167 96H170V95L168 94ZM19 97H20V96H19ZM51 97H52V96H51ZM51 97H50V98H51ZM78 97H79V96H78ZM78 97H77V98L75 97V99H76L77 102H79L78 100L80 99V97H79V99H78ZM91 97H92V96H91ZM112 97H113V96H112ZM121 97H122V96H121ZM43 98H44V97H43ZM59 98H58V99H59ZM73 98H74V97H73ZM106 98H108L109 100H111V99H113V100H115V101L117 100V99H115V98H109V97H106ZM129 98H130V97H129ZM136 98H137V97H136ZM139 98H141V96H140ZM167 98H168V97H167ZM1 99H2V97H1ZM3 99H2V100H3ZM18 99H19V98H18ZM51 99H52V98H51ZM51 99H50V100H51ZM77 99H78V100H77ZM93 99H94V98H93ZM95 99H96V98H95ZM95 99H94V100H95ZM101 99H102V98H101ZM108 99H107V100H108ZM122 99H123V98H122ZM124 99H125V98H124ZM130 99L132 100L133 97H131ZM163 99H165V97H164V98H163V97L161 98V100H163ZM54 100H52V102H54ZM64 100H65V99H64ZM70 100H69V101H70ZM109 100H108V101H109ZM113 100H111V101H112L111 103H113V105H114V104H115V103H114L115 101H113ZM133 100H134V99H133ZM136 100H137V99H136ZM159 100H160V99H159V97H158V101H159ZM47 101H48V99H47ZM56 101H57V100H56ZM76 101H75V102H76ZM100 101H101V100H99V102H98V100H97V102H98L99 105H100V103H101ZM118 101H119V100L116 101V102H117L116 104L119 105ZM158 101H157V103H158ZM163 101H164V100H163ZM163 101H162V103H163ZM165 101H166V99H165ZM8 102H9V101H8ZM8 102H7V103H8ZM12 102H13V101H12ZM12 102H9L10 107H11V103H12ZM15 102H14V103H15ZM34 102H35V101H34ZM71 102H72V101H70V104H71ZM75 102L73 101V103H75ZM89 102H90V101H89ZM93 102H95V101H93ZM103 102H104V100H103ZM105 102H106V99H105ZM166 102H167V101H166ZM7 103L4 104V105L9 106V104L7 105ZM38 103H40V102H38ZM46 103H47V102H45L42 106H44ZM49 103H51V101H50ZM58 103H60V101H59ZM58 103H57V102H54V104H57L58 107H59V106H63V107H64V106L66 105V104L63 105V104H61V103H60V105H59ZM62 103H63V102H62ZM157 103H156V104H157ZM35 104H36V106H35L34 108H37V103H35ZM35 104L33 103V105H35ZM52 104H53V103H51V106H50V107H51L52 109H54L55 105L53 104V105H54V107H53ZM92 104H93V103H92ZM92 104H90V105H92ZM95 104H97V103H95ZM116 104H115V106H117ZM160 104H161V103H158V105H160ZM13 105H14V104H13ZM15 105H16V104H15ZM38 105H40V104H38ZM57 105H56V106H57ZM77 105H78V103H77ZM99 105H98V106H99ZM102 105H104V104H102ZM6 106H5V107H6ZM31 106H32V105H31ZM40 106H41V105H40ZM40 106H38V110H39V111H40V109H39ZM42 106H41V107H42ZM160 106H161V105H160ZM162 106H164V105L162 104ZM12 107H15V106H12ZM12 107H11V108H12ZM19 107H20V106H19ZM32 107H33V106H32ZM41 107H40V108H41ZM47 107H48V109H47ZM47 107H46L45 112H46V111L48 112V110H49V112H50V110H51L50 107H49V106H47ZM63 107H61V109H63ZM95 107H97V105H96ZM111 107L113 108L112 105H111ZM177 107H178V106H177ZM34 108H33V109H34ZM68 108H69V110H71V108L67 106V110H68ZM112 108H111V110H112ZM118 108H120V106L117 107V109H116V107L113 108V109L118 110ZM123 108H125V107H123ZM155 108H156V107H155ZM162 108H163V107H162ZM7 109H8V108H7ZM33 109L31 108V110H33ZM41 109H42V108H41ZM43 109H44V108H43ZM59 109H60V108H59ZM59 109H57V110H59ZM65 109H66V108L64 107V110H65ZM98 109H99V107H98ZM101 109H103V108H101ZM120 109H121V108H120ZM157 109H158V108H157ZM165 109H166V108H165ZM173 109H174V107H173ZM176 109H177V108H176ZM20 110H21V107H20ZM34 110H35V111H38V110H36V109H34ZM54 110H55V109H54ZM69 110H68V111H69ZM72 110H73V109H72ZM115 110H114V111H115ZM131 110H132V109H131ZM161 110H162V109H161ZM169 110H170V109H169ZM177 110H180L179 107H178ZM12 111L15 112V116L12 114V115L14 116L13 119H14V123H15V121H16L15 119H16V117L18 116V115L16 116V111H17V110L15 111L14 108H13ZM51 111H52V110H51ZM59 111H60V113H63V114H64L63 111H61V110H59ZM59 111H56V110H55V115H54V114H51V113H50V114L48 113V116L52 115V116H51V117H52V119H51V120H52V123L55 122V120H54V122H53V118H58V117H60V115H57V114L59 113ZM123 111H124V110H123ZM133 111H134V110H133ZM156 111H158V110H156ZM162 111H163V110H162ZM9 112H10V109H9ZM30 112H33V111H30ZM40 112H41V111H40ZM52 112H53V111H52ZM57 112H58V113H57ZM71 112H72V114H73L74 110L71 111ZM71 112H68V115H71ZM107 112H108V111H107ZM118 112H119V111H118ZM118 112H117V114H118ZM134 112H135V111H134ZM159 112H160V111H159ZM159 112H158V113L156 112V114L158 115ZM176 112H179V111H176ZM181 112H182V111H181ZM11 113H12V112H11ZM36 113H37V112H36ZM43 113H44V112H42L41 114H43ZM56 113H57V114H56ZM69 113H70V114H69ZM115 113H116V112H115ZM115 113H114V114H115ZM121 113H124V112H121ZM161 113H162V112H160V114H161ZM169 113H170V112H169ZM171 113H173V111H172ZM17 114H19V113H17ZM31 114H32V113H31ZM33 114H34V113H33ZM63 114H62L61 116H63ZM65 114H67L66 111H65ZM112 114H113V112H112ZM112 114H111V115H112ZM114 114H113V115H114ZM127 114H128V113H127ZM160 114H159V115H160ZM173 114H174V113H173ZM252 114H253V111L251 110V112H250V116H249V119H248L249 122L251 121ZM1 115H2V114H1ZM10 115H11V114H10ZM35 115H38V113L35 114ZM43 115H44V114H43ZM53 115H54V116L57 115L58 117H54ZM74 115H75V114H74ZM81 115H82V114H81ZM81 115H80V117H81ZM115 115H116V114H115ZM118 115H119V114H118ZM157 115H156V116H157ZM174 115H175V114H174ZM260 115H261V113H260ZM260 115H259V113H258L259 118H260ZM8 116H9V115H8ZM8 116H7V117H8ZM66 116H67V115H66ZM66 116H65V117H66ZM71 116L73 117V115H71ZM156 116H155V117H156ZM263 116H264V115H263ZM76 117H77V116H75V119H76ZM82 117H83V116H82ZM82 117H81V119H82ZM114 117H115V116H114ZM117 117H119V116H117ZM120 117H121V116H120ZM153 117H154V116H153ZM158 117H160V116H158ZM1 118H2V117H1ZM31 118H32V117H31ZM35 118H36V117H35ZM35 118H34V119H35ZM49 118H50V117H48V119H49ZM123 118H125V117H123ZM10 119H11V117H10ZM13 119L11 120L12 122H13ZM37 119H38V118H37ZM37 119H35V120H37ZM41 119H45V118H43V117H42V118H39L37 121H39V120L41 121ZM60 119H62V118H60ZM60 119H59V120H60ZM67 119H68V118H67ZM69 119H70V118H69ZM176 119H177V118H176ZM8 120H9V119H8ZM28 120H29V122L31 121V126L33 125L34 127H33V126H32V127L30 126V127H29L30 129L28 128V129L25 130L26 132H29L30 130H32L33 128H35L36 125H38V123L36 124L37 121H34V123H33V121L30 120V118H29ZM28 120H27V121H28ZM46 120H47V119H46ZM46 120H45V121H46ZM77 120H78V119H76V121H77ZM96 120H97V119H96ZM170 120H171V119H170ZM5 121H6V120H5ZM45 121H44V122H45ZM71 121H72V120H71ZM79 121H80V122H79L78 124H80V123L82 124V123H83L82 120H79ZM124 121H125V120H124ZM178 121H180V119H178ZM178 121H177V122H178ZM257 121H258V120H257ZM8 122H9V121H8ZM41 122H42V121H41ZM41 122H39L38 128H41V127H39V126H41V125L44 123V122H43V123H41ZM58 122H59V121H58ZM58 122H57V123H58ZM74 122H75V120H74ZM77 122H78V121H77ZM98 122H99V120H98ZM98 122H97V123H98ZM125 122H126V121H125ZM258 122L261 123V129H260V131H259L258 133H256V132H254V129H253V128H252V130H251L252 132L255 133V134L252 133V134L254 135V137H255V140H254V137H251L252 140H254V143H249L248 147H246L247 150H246V148H244V149L246 150V151L244 150V153L248 151L249 154H250V157H248V161H247L246 167L244 166V167H245L244 171H243V172L241 171V172H242L241 174H242L243 177L246 176V174L248 173L250 167H251V169H253V166H254V164H255V163H254L253 166L251 165V164L253 163V161H254V162H255V161H258V160H256V159H258V158L261 159L260 157H262V156H263V153H264V132H263V130H262V127L264 126V117L261 119V121H258ZM27 123H28V122H27ZM27 123H26V125L28 126L29 123H28V124H27ZM47 123H48V122H47ZM49 123L52 124L51 122H49ZM49 123H48V124H49ZM72 123H73V121H72ZM171 123H173V121H172V122H169V125H170ZM179 123H180V122H179ZM260 123H259V124H260ZM34 124H35V125H34ZM40 124H41V125H40ZM50 124H49V125H50ZM54 124H55V123H54ZM75 124H76V123H75ZM83 124H84V123H83ZM105 124H106V123H104V125H105ZM107 124H108V123H107ZM107 124H106V125H107ZM111 124H112V123H110V125H111ZM49 125H48V126H49ZM87 125H88V123H86V125H85V124L82 125V127H85V126H86V127H90V125H89V126H87ZM102 125H103V124H102ZM118 125H119V124H118ZM118 125H116V127H117ZM154 125H155V124H154ZM172 125H174V124H172ZM43 126H44V125H43ZM43 126H42V127H43ZM46 126H47V125H46ZM56 126H57V125H56ZM56 126H54V125L52 126V125H51L50 127H51V128H52V127L55 128ZM66 126H67V125H66ZM68 126H70V125H68ZM68 126H67V127H68ZM73 126H74V124H73ZM80 126H81V125H80ZM96 126H97V128H98V127L101 126V125L98 126V124H96ZM175 126L178 128L177 125H175ZM175 126H174V128H175ZM36 127H37V126H36ZM101 127H102V126H101ZM101 127H99V128H101ZM104 127H105V126H104ZM110 127H111V126H110ZM23 128H24V127H23ZM48 128H49V127H48ZM56 128H58V126H57ZM63 128H64V126H63ZM70 128H71V127H70ZM106 128L108 129L109 127L106 126ZM155 128H156V126H155ZM44 129H45V128H44ZM66 129H68V131H67ZM113 129H114V128H112V130H113ZM27 130H28V131H27ZM41 130H43V129H41ZM53 130H54V129H53ZM53 130H52V131H53ZM56 130H58V129H56ZM56 130H54V131H56ZM62 130H63V129H62ZM65 130H66L68 133H64V132H66ZM69 130H70L69 128H64V130H63L64 132L62 131V132H63V135H65V134H66V135L69 134ZM71 130H72V129H71ZM71 130H70V133H71ZM74 130H75V128H74ZM82 130H85V128L82 129ZM86 130H87V131H86ZM86 130H85V131H86L87 133H88V132H89V133L91 132L90 134H91V136H92V134H93L92 131H88V130H90L89 128H88V129L86 128ZM94 130H95V129H94ZM96 130H97V129H96ZM99 130H101V129H99ZM99 130H98V132L100 133ZM102 130H104V134L107 133L106 130H105V128L103 129V127H102ZM119 130H120V128H119ZM119 130H118V132H120V131H121V133L123 132V129H121L120 131H119ZM174 130H175V129H174ZM35 131H36V130H35ZM45 131H46V130H43L42 133L45 132ZM76 131H77V130H76ZM85 131H83V132H85ZM115 131H117V129H116ZM115 131H114V132H115ZM125 131H126V130H125ZM125 131L123 132V133H124L123 135L126 134ZM162 131H163V130H162ZM47 132H48V131H47ZM49 132H50V131H49ZM77 132H78V131H77ZM77 132H76V135H77ZM93 132H94V131H93ZM101 132H102V131H101ZM114 132L111 133V131L109 132V129H108V133H111V135H113ZM118 132H117V134H118ZM155 132H156V131H154V133H155ZM164 132H166V131H164ZM172 132H173V131L171 130V133H172ZM21 133H22L21 136H23L24 134H27V133H24V134H23V130H22ZM21 133H20V134H21ZM56 133H58V131H57ZM72 133H73V132H72ZM95 133H96V132H95ZM121 133H119V134H121ZM154 133H153V134H154ZM171 133H170V134H171ZM175 133H176V130H175ZM20 134H18V135H20ZM32 134H34V133H32ZM32 134H31L30 136H32ZM39 134H40V133H39ZM39 134H38V136H39ZM45 134H46V133H45ZM48 134H49V133H48ZM50 134H52V133H50ZM61 134H62V133H61ZM85 134H86V133H85ZM90 134H89V135H90ZM96 134H98V133H96ZM96 134H95V135H96ZM130 134H131V133H130ZM72 135H73V134H72ZM107 135H109V134H107ZM111 135H110V137H111ZM121 135H122V134H121ZM121 135H120V136H121ZM155 135H156V134L151 135L152 138H153V136H155ZM164 135H165V134H164ZM16 136H17V135H16ZM25 136H26V135H25ZM27 136H29V135H27ZM27 136H26V137H27ZM33 136H35V135H33ZM36 136H37V133H36ZM38 136H37V138H38ZM47 136L51 137V135H47ZM47 136H46V138H47ZM55 136H56V135H55ZM70 136H71V135H70ZM80 136H81V135H80ZM91 136H90V137H91ZM93 136H94V135H93ZM100 136H102V135H100ZM117 136H118V135H117ZM127 136L132 137V136H130V135H128V134H127ZM173 136H176V135H173ZM247 136H248V135H247ZM23 137H24V136H23ZM26 137H25V138H26ZM49 137H48V138H49ZM60 137H61V136H60ZM60 137H59V138H60ZM64 137H65V136H64ZM96 137H97V136H96ZM110 137H107V138L105 137V139H106V140H107L108 138L110 139ZM113 137H114V139H115V138L122 139L123 137L125 138L126 135H125V136H122V137L119 138V137H116V134H115V136L113 135ZM168 137H169V136H167V138H168ZM171 137H172V134H171ZM171 137H170L169 139H171ZM29 138H30V137H28V139H29ZM57 138H58V136H57ZM69 138H70V137H69ZM69 138H68V135H67V138H65V139H62V137H61V139H62V140L60 139V140H61V143H63V144H67V141H65V140H67V139H69ZM71 138H72V137H71ZM71 138H70V139H71ZM75 138H76V137H75ZM86 138H89V137H86ZM251 138H250V140H251ZM14 139H15V138H14ZM23 139H24V138H23ZM23 139H22V140H23ZM31 139H32V138H31ZM31 139H30V142H31ZM33 139H34V138H33ZM35 139H36V137H35ZM39 139H40V138H39ZM49 139H52V140H53L52 142H54V140H55V139H53V137H51V138H49ZM73 139H74V138H73ZM77 139L79 140V138H77ZM77 139H75V140L77 141ZM92 139H93V138H92ZM92 139H91V140H92ZM111 139H112V138H111ZM114 139H113V140H114ZM164 139H166V138L164 137ZM19 140H21V138H20ZM24 140H25V139H24ZM40 140H41V141H38V145H36L37 139H36V141L34 140L35 144H34V145L32 144V145H33V146L36 145V146H38V147H40V146L42 145V146H41L42 148H41V147H40V148L43 149V148H45V147H43V144H44V146H45V143H44V142H47V141H43V142H42V140H44V138H42V137H41ZM63 140H64L66 143H64ZM75 140L73 141L74 143H75ZM80 140H81V139H80ZM80 140L76 142L77 145H78V144L80 145V142H81ZM93 140H94V139H93ZM93 140H92V141H93ZM152 140H153V139H152ZM155 140H156V139H155ZM28 141H29V140H28ZM70 141H71V140H70ZM82 141H83V140H82ZM84 141H85V140H84ZM101 141H102V139H101ZM110 141H111V140H110ZM122 141H123V140H122ZM125 141H126V140H124L123 142H125ZM129 141H130V140H129ZM153 141H154V140H153ZM172 141H173V140H172ZM14 142H15V141H14ZM17 142H18V139H17ZM34 142H33V143H34ZM40 142H42V144H41ZM57 142H58V141H57ZM59 142H60V141H59ZM78 142H79V143H78ZM94 142H95V141H94ZM107 142H109V140H108ZM107 142L105 141V143H106L105 145H107ZM151 142H152V141H151ZM151 142H150V143H151ZM154 142H155V141H154ZM174 142L177 143V140H176V141H173V142L171 143V145H173ZM178 142H179V141H178ZM180 142H181V141H180ZM9 143H10V142H9ZM9 143L7 144V146L10 145L12 142H11L10 144H9ZM25 143H26V146H27L29 142H28V143L25 142ZM54 143L57 144L56 141H55ZM54 143H53V144H54ZM68 143H69V140H68ZM101 143H102V142H101ZM111 143H112V141L109 142V145H110ZM21 144H22V143H21ZM23 144H24V142H23ZM39 144H40V146H39ZM58 144H60V143H58ZM120 144H121V143H120ZM122 144H123V143H122ZM154 144H155V143H154ZM177 144H178V143H177ZM13 145H14V144H13ZM19 145H20V144H19ZM19 145H18V146H19ZM48 145H49V144H48ZM60 145L63 146L62 144H60ZM81 145H83L82 142H81ZM155 145H156V144H155ZM23 146H24V145H23ZM30 146H31V145H30ZM57 146H58V145H57ZM72 146H75V145H72ZM88 146H89V145H88ZM102 146H103V144H102ZM107 146H108V145H107ZM110 146H113V148H114L113 151H119V149L117 150V149L114 147V146H116V145H112V144H111ZM110 146L108 147V150L111 149ZM153 146H154V145H153ZM8 147H9V146H8ZM8 147H6V148H8ZM11 147H12V145H11ZM11 147H9V148L11 149ZM14 147H16V146H13V148H14ZM31 147H32V146H31ZM38 147H36V148H34V149L31 148V149H32V150H35V149H37ZM47 147H48V146H47ZM50 147H51V145H49V148H50ZM52 147H53V145H52ZM66 147H68V145H66ZM103 147H104V146H103ZM117 147H118V145H117ZM70 148L72 149V147H70ZM73 148H74V147H73ZM88 148H93V146L88 147ZM104 148H105L104 151L106 152V147H104ZM109 148H110V149H109ZM113 148H112V149H113ZM29 149H30V147H29ZM55 149H56V148H55ZM66 149H67V148H66ZM78 149H79V148H78V146H77V150H78ZM93 149H94V148H93ZM97 149H98V148H97ZM25 150H26V149H25ZM27 150H28V149H27ZM27 150H26V151H27ZM38 150H39V148H38ZM38 150H37V151H38ZM58 150H60V149H58ZM73 150H74V149H73ZM73 150H69V154H68V153H67V154H68V155H72L73 153L70 154V152H72ZM75 150H76V149H75ZM79 150H81V148H80ZM87 150L89 151V149L86 148V149H85V152H86ZM95 150H96V148H95ZM10 151H13V150H10ZM26 151H25V152H26ZM40 151H41V150H40ZM40 151H38V152H40ZM52 151H53V150H52ZM52 151H50V152H52ZM91 151H92V150H91ZM93 151H94V150H93ZM113 151H112V152H113ZM7 152H8V151H7ZM19 152H20V151H18V153H19ZM42 152H43V151H42ZM44 152H45V149H44ZM47 152H49V151H47ZM50 152H49V153H50ZM57 152H59V151H57ZM66 152H68V151H66ZM66 152L64 153V155L66 154ZM73 152H74V151H73ZM105 152H104V153H105ZM112 152H111V153H112ZM165 152H166V150H165ZM15 153L18 154L17 152H15ZM23 153H24V151H23ZM62 153H63V151L61 152V154H62ZM80 153H81V152H79V154H80ZM94 153H95V152H94ZM106 153H107V152H106ZM113 153H115V152H113ZM113 153H112V154H113ZM157 153H158V152H157ZM157 153H155V154L157 155ZM161 153H162V152H161ZM25 154H26V153H25ZM29 154H30V153H29ZM39 154H41V153H39ZM46 154H47V153H45V156H46ZM54 154H55V153H54ZM74 154H75V152H74ZM74 154H73V155H74ZM79 154H78V155H79ZM112 154H111V155H112ZM153 154H154V153H153ZM155 154H154V155H155ZM158 154H159V153H158ZM164 154H165V153H164ZM164 154H163V155H164ZM18 155H19V154H18ZM23 155H24V154H22V157L25 156V155H24V156H23ZM26 155H27V154H26ZM30 155H31V154H30ZM37 155H38V153H37ZM37 155H36V156H37ZM59 155H60V154H59ZM64 155H63V156H64ZM76 155H77V152H76V154L74 155V157H75ZM80 155H81V154H80ZM96 155H97V154H96ZM105 155H106V154H105ZM113 155H114V154H113ZM165 155H166V154H165ZM247 155H248V153H247ZM28 156H29V155H28ZM39 156H40V155H39ZM41 156H42V155H41ZM45 156L43 155V159L45 158ZM47 156L49 157L50 154L47 155ZM47 156H46V157H47ZM55 156L57 157V155H55ZM120 156H121V154H119V157H120ZM8 157H11V156H8ZM8 157H6V158H8ZM13 157H14V156H13ZM29 157H32V158H33L32 155L29 156ZM58 157H59V156H58ZM117 157H118V156H117ZM119 157H118V158L115 157V158L119 160ZM155 157H156V156H155ZM161 157H162V156H161ZM18 158H20V155H19ZM18 158H17V160H18ZM32 158H30L29 160H32ZM49 158L52 159L53 157H49ZM64 158H65V157H64ZM77 158H78V157H77ZM81 158H83V157H81ZM81 158H80V159H81ZM95 158H96V157H95ZM95 158H94V159H95ZM127 158H128V157H127ZM13 159H14V158H13ZM27 159H28V157L26 156V157H25V160H24L26 163H27ZM33 159H35V158H33ZM40 159H41V157H40ZM43 159H42V160H43ZM84 159H85V158H84ZM125 159H126V158H125ZM160 159H161V158H160ZM175 159H176V158H175ZM262 159H263V158H262ZM21 160L23 161V159H20V161L18 160L19 163H17V162L15 161V159H14V163L19 165L20 162H21ZM42 160H41V161H42ZM47 160H48V159H47ZM47 160L44 159L43 161H46V162L48 163L50 160H48V161H47ZM75 160H76V159H75ZM86 160H87V161H88V160H90V161L92 160V161H93V158H91V159H90V158H89V159L86 158ZM86 160H84V161H86ZM104 160H105V159H104ZM110 160H111V158H110ZM128 160H129V159H128ZM158 160H159V159H158ZM163 160H164V159H163ZM7 161H8V160H7ZM11 161H12V160H11ZM34 161L37 162V159L34 160ZM34 161H31V162L34 163ZM41 161H39V159H38V162H39V163H40ZM43 161H42V162H43ZM52 161H54V160H52ZM52 161H51V164H52ZM71 161H72V160H71ZM71 161H70V162H71ZM73 161H74V160H73ZM87 161H86V163L89 162V161H88V162H87ZM106 161H107V160H106ZM112 161H114V160L112 159ZM121 161H122V159H121ZM121 161H119V162H121ZM123 161H124V160H123ZM155 161H156V159H155ZM244 161H245V160H244ZM259 161H260V160H259ZM263 161H264V160H263ZM25 162H24L23 164L26 165ZM28 162H29V161H28ZM31 162H30V163H31ZM38 162H37V163H38ZM46 162H45V163H46ZM64 162H65V160H63V164H62L61 170H62V168H64V167H63L64 164L67 165V164H66L67 162H66V163H64ZM117 162H118V161L115 160V161L112 162V163L114 164V163H117ZM124 162H125V161H124ZM157 162H158V161H157ZM163 162H164V161H163ZM30 163H29L28 165H30ZM33 163H31V164L33 165ZM39 163H38V164H39ZM43 163H44V162H43ZM47 163L44 164V169H45V168L48 169V165H47ZM79 163H80V161L78 160V164H77L78 166H77V167H79ZM95 163H97V162H95ZM160 163H161V162H160ZM164 163H165V162H164ZM164 163H163V164H164ZM256 163H257V162H256ZM15 164H14V168H17L18 165L16 166ZM34 164H35V163H34ZM38 164H36V165H38ZM81 164H82V162H81ZM89 164H90V163H89ZM126 164H127V162H126ZM163 164H161V165H163ZM169 164H170V163H169ZM258 164H259V163H257V166H258ZM261 164H262L261 166H263V162H261ZM20 165H21V164H20ZM20 165L18 166V169H19ZM25 165H22V166H23L22 168H24ZM46 165H47V167H46ZM82 165H83V164H82ZM85 165H86V164H85ZM85 165H84V166H85ZM92 165H93V164H92ZM95 165H96V164H95ZM105 165H106V164H104V166H103L104 169H103V168H102V169H103V170L106 169V171H107L108 169H107V166H105ZM119 165H120V163H119ZM121 165H122V164H121ZM255 165H256V164H255ZM4 166H5V165H4ZM33 166H34V165H33ZM33 166H32V169L34 168V170H35V167H33ZM38 166H39V165H38ZM40 166H41V165H40ZM52 166H53V165H52ZM68 166H69V164H68ZM114 166H115V165H114ZM125 166H126V165H125ZM155 166L157 167V165H155ZM1 167H2V166H1ZM28 167H29V166H28ZM30 167H31V166H30ZM66 167H67V166H66ZM91 167H92V166H91V164H90V168H91ZM123 167H124V166H121V169H122ZM156 167H155V170H156L159 166H158L157 168H156ZM8 168H9V167H8ZM12 168H13V167H12ZM20 168H21V167H20ZM26 168H27V167H25V169H26ZM36 168H37V167H36ZM49 168H50V167H49ZM51 168H52V167H51ZM69 168L72 170L71 167H69ZM79 168L81 169V167H79ZM90 168H88V170L85 169V168H83V170L85 169L86 172H87V171H89ZM119 168H120V167H119ZM125 168H126V167H125ZM125 168H123L122 170H124ZM159 168L161 169V166H160ZM159 168H158V169H159ZM255 168H257V167H255ZM255 168H254V170H255ZM3 169H4V168H3ZM29 169H30V168H28L27 171H29ZM41 169H42V167H41ZM46 169H45V171L47 172L48 170H46ZM70 169H68V167H67V168L63 169V172H64V170H65V171H66V170L69 171ZM109 169H110V168H109ZM115 169H116V168H115ZM126 169H127V168H126ZM240 169H242V168H240ZM251 169H250V170H251ZM258 169H259V168H258ZM262 169L264 170V167H262ZM30 170H31V169H30ZM36 170H37V169H36ZM81 170H82V169H81ZM81 170H80V171H81ZM83 170L79 173V170L76 169V171L79 173V176L81 175V173L83 172ZM85 170H84V171H85ZM90 170H91V171L94 170V174H95V170H96L95 168L92 167V169H90ZM119 170H120V169H119ZM0 171H1V170H0ZM3 171H4V170H2L1 172H3ZM5 171H6V170H5ZM8 171H9V170H8ZM13 171H15V169H13ZM18 171H19V172H17V173L21 176V174H22L21 171H22V170H21V171L18 170ZM23 171L26 172V170H23ZM32 171H33V170H32ZM32 171H29V172H32ZM37 171H38V170H37ZM42 171H43V170H42ZM42 171H41V172H42ZM45 171H44V173H45ZM73 171H74V174H75V173H76V172H75V169H74ZM96 171H98V170H96ZM99 171H101V170H99ZM113 171H114V170H113ZM113 171H111V173H112ZM255 171H256V170H255ZM20 172H21V173H20ZM33 172H34V171H33ZM41 172H40V176H41ZM61 172H62V171H60V178H61V175H62V174H63V175H62V177H63L64 174L68 173L69 175H67V174H66V175H67V176H70V173H71V172L69 171V172H65V173L62 172V174H61ZM92 172H93V171H92ZM104 172H105V171H104ZM109 172H110V171H109ZM109 172H108V174L106 173V175H109V174H110ZM114 172H117V169H116ZM114 172H113V174H115ZM121 172L124 173V171H121ZM153 172H154V171H153ZM250 172H253V171H250ZM250 172H249V173H250ZM258 172H260V171H258ZM4 173H6V172H4ZM34 173H35V174H33V175L39 174V172H38V173L34 172ZM52 173H53V174H56L57 172L54 173V170H52ZM52 173H51V174H52ZM78 173H77V174H78ZM96 173H97V172H96ZM98 173H100V172H98ZM98 173H97V174H98ZM123 173H122V174H123ZM161 173H162V172H161ZM161 173H158V175L161 174ZM249 173H248V174H249ZM262 173L264 174V171H263ZM262 173H261V175H260V173H258V177L260 176V177H259V180H260V179L262 178V176H263ZM15 174H16V173H14L13 175H15ZM27 174H28V173H27ZM53 174L50 175V176H54V178H55L56 176L53 175ZM58 174H59V173H57L56 175H58ZM82 174H83V176H84L85 173L83 172ZM94 174H93V173L91 174L92 177H93ZM117 174H118V173H117ZM122 174H121V175H122ZM153 174H154V173H153ZM255 174L257 175L256 172H255ZM255 174H254V175H255ZM2 175H3V173H2ZM29 175L32 176V174H29ZM75 175H76V174H75ZM101 175H103V174L101 173ZM111 175H112V174H111ZM111 175H110V176H111ZM123 175H124V174H123ZM3 176H5V174H4ZM3 176H2V177H3ZM22 176H23V174H22ZM27 176H28V175H26V177H25L26 180L29 178V176H28V178H27ZM36 176H37V175H36ZM38 176H39V175H38ZM38 176H37V177H38ZM43 176H44V175H43ZM43 176H41V179H42V180L39 179L41 183H42V181H46V178H45V180H43ZM50 176H49V177H50ZM58 176H59V175H58ZM67 176H66V177H67ZM71 176H73V179H72ZM71 176H70L69 180L71 179L70 181L72 182V180H75L76 177H75V179H74V175L72 174ZM76 176L78 177V175H76ZM88 176H89V174H88ZM125 176H126V175H125ZM242 176H241V177H242ZM5 177H6V176H5ZM5 177L3 178L4 180H5ZM9 177H10V176H9ZM9 177H8V178H9ZM13 177H14V176H13ZM23 177H24V176H23ZM32 177H33V176H32ZM37 177H34L35 180L30 181V183L36 181ZM66 177H63V178L67 179L68 177H67V178H66ZM81 177H82V176H81ZM81 177H80V178H81ZM85 177H87V174H86ZM85 177H84V178H85ZM92 177H91V179L94 180V181H93V180H92V181H93L94 183H97V182H98V179L95 180L94 177H93V178H92ZM118 177H119V176H118ZM153 177H154V176H153ZM241 177H240V178H241ZM243 177H242V178H243ZM250 177H251V174H250ZM252 177H254V176H252ZM8 178H7V179H8ZM15 178H16V176L14 177V179H15ZM20 178H21V177H20ZM30 178H31V177H30ZM39 178H40V177H39ZM57 178H58V177H57ZM60 178H59V179H60ZM78 178H79V177H78ZM80 178H79V179H80ZM82 178H83V177H82ZM82 178H81V180L84 181L85 179H82ZM103 178H104V177H103ZM121 178H122V176H121ZM240 178H239V179H240ZM247 178H248V177H247ZM254 178H255V180H258L256 177H254ZM254 178H251V179H254ZM22 179H23V178H22ZM22 179H21V180H22ZM65 179H62L64 182H62V180H60L62 183H64V185H65V182H68V181L65 180ZM88 179H89V178H88ZM88 179H86V181H87ZM122 179H123V178H122ZM153 179H154V178H153ZM263 179H264V177H263ZM1 180H2V178H1ZM15 180L17 181V178H16ZM21 180H20V181H21ZM26 180H25V181H26ZM28 180H29V179H28ZM30 180H32V178H31ZM81 180H80V181H81ZM105 180H106V179H105ZM123 180H124V179H123ZM259 180H258V181H259ZM2 181H3V180H2ZM5 181H7V180H5ZM16 181H15V183H16ZM20 181H19V182H20ZM49 181H50L51 183L54 182V181H52L51 179H50ZM70 181H69V182H70ZM86 181H84L83 183L85 184ZM88 181H89V180H88ZM95 181H96V182H95ZM109 181H110V180H109ZM111 181H113V180H111ZM114 181H115V180H114ZM8 182H9V181H8ZM17 182H18V181H17ZM19 182H18V186H19V184H20ZM23 182H24V180L21 181L22 184H23ZM27 182H28V181H27ZM50 182H49V184H51ZM71 182H70V184H73V182H72V183H71ZM99 182H100V180H99ZM99 182H98V183H99ZM126 182H127V180H126ZM30 183H28V184H30ZM34 183H35V182H34ZM34 183H32V185H33ZM45 183H46V182H44V183H42V184L45 185ZM54 183H55V182H54ZM62 183H61V184H62ZM75 183H76V182H75ZM81 183H82V182H81ZM101 183H103V182H101ZM246 183H249V182H246ZM263 183H264V182H263ZM6 184L9 185V184H11V183H6ZM13 184H14V183H13ZM46 184H47V183H46ZM66 184H67V183H66ZM68 184H69V183H68ZM86 184H90V185L87 186V188H88V187L90 188L91 183L86 182ZM103 184H104V183H103ZM103 184L100 185V183H99V184H98V187H96L97 192L99 191V192H98V193H99V196H100V195L103 196V195L105 194L104 192H102V190H103V191L106 190V182H105V184H104V185H105V189H103V187H104ZM110 184H112V185H110ZM113 184H114L113 182H112V183H108V189H109L108 192L110 193V197H111V198H112V196H111L112 193H111L110 191L112 190V188H115V186H113ZM0 185H1V184H0ZM11 185H12V184H11ZM16 185H17V184H16ZM54 185L57 186L56 183H55ZM62 185H63V184H62ZM62 185H61V186H62ZM64 185H63V186H64ZM74 185H76V184H74ZM77 185H78V184H77ZM80 185H83V184H80ZM80 185H78L77 187H79L80 190H81L82 188L84 189V187L81 188ZM99 185H100V186H103V187L100 188L101 190H99ZM114 185H116V182H115ZM121 185H122V184H121ZM155 185H156V184H155ZM22 186H24V184H23ZM22 186H21V187H22ZM34 186H35V184H34ZM46 186H47V185H46ZM50 186H53V185L51 184ZM55 186L52 187V188H54V189H53L54 191L56 190V189H55ZM109 186H113V187L110 189ZM6 187H7V186H6ZM35 187L37 188L38 186H35ZM35 187H34V188H35ZM91 187H92V189L95 191V189L93 188V187H95V186H91ZM156 187H157V186H156ZM22 188H24V187H22ZM28 188H29V187H28ZM36 188H35V189H36ZM42 188H43V187H42ZM44 188H45V187H44ZM44 188H43V190H44ZM56 188L59 189L58 187H56ZM85 188H86V185H85ZM89 188H88V189H89ZM97 188H98V189H97ZM0 189H1V187H0ZM3 189H5V188L2 187V192L4 191ZM7 189H10V187H9V188L7 187ZM25 189H26V188H25ZM32 189H33V188H31L30 190L32 191L31 193H33V194H31L29 191H27V192H26L27 195H28V192H29V194H31V195H35V194H36V193L34 194V192H36V190L34 189V190H35V191H34V190H32ZM47 189H48V186H47ZM47 189L45 188V191H44L45 194H46L47 191H49V189H48V190H47ZM66 189H68V188H66ZM66 189L64 190V188H63V189H61V191L64 190V192H65ZM77 189H78V188H77ZM77 189H76V192H77ZM88 189H87V191H88L87 193H89V192L91 191V190H88ZM22 190H23V189H22ZM27 190H28V189H27ZM38 190H39V188H38ZM50 190H51V189H50ZM53 190H52V191H53ZM93 190H92V191H93ZM0 191H1V190H0ZM20 191H21V189H20ZM52 191H51V193H52ZM54 191H53V194H56V195L50 194V196H51V200L53 201V202L50 204L51 206L54 205L57 201H59V200L61 199L62 196L66 195V196L69 197V195H67V194H62V196H60V198L57 199V197H56V196L58 195L57 193H59V195H60V193H62V192L60 191V189L57 190L58 192L55 191V192H57V193H55ZM69 191L72 192V190H70V189H69ZM81 191H82V190H81ZM85 191H86V190H84L83 192H85ZM100 191H101L103 194H102V193L100 194ZM112 191H113V190H112ZM121 191H122V190H121ZM153 191H154V190H153ZM157 191H158V190H157ZM2 192H1V193H2ZM37 192H39V194H40V192H42V191H37ZM44 192H42V193H44ZM71 192L68 193V194H71ZM78 192H79V191H78ZM78 192H77V193H78ZM83 192H82V193H83ZM115 192H116V191H115ZM118 192H119V191H118ZM1 193H0V194H1ZM26 193H25V196H26ZM42 193H41L40 195H41L42 198H43L44 196L42 195ZM48 193H49V192H48ZM66 193H67V192H66ZM73 193H74V192H72V194H71L72 196H73ZM87 193H85V194H87ZM90 193H91L92 196H93V193H92V192H90ZM98 193H97V194H98ZM119 193H120V192H119ZM22 194H23V192H22ZM37 194H38V193H37ZM79 194H80V193H79ZM79 194H78V195H79ZM85 194L83 193L82 195L84 196ZM121 194H122V193H121ZM31 195H28V196H31ZM59 195H58V196H59ZM74 195H75V194H74ZM88 195H89V197H91L90 194H88ZM113 195H114V194H113ZM22 196H23V195H22ZM28 196H27V197H28ZM54 196H55L56 200H55V198H54V199L52 198V197H54ZM66 196H64V197H66ZM72 196H70V197H71V198H74V197H75V196H73V197H72ZM94 196H95V202H96V201H97L96 199H97V197L99 198V196L95 195V192H94ZM96 196H97V197H96ZM102 196H101V197H102ZM106 196H108L107 193L105 194V197H106ZM35 197H36V196H35ZM35 197H34V199H35ZM70 197H69V199H67V198H63V200H64V199L70 200V199H71ZM78 197H80V196H78ZM85 197H86V195H85ZM85 197H84V198H85ZM89 197H87V199H88ZM103 197H104V196H103ZM113 197H114V196H113ZM21 198H22V197H21ZM75 198H77V196H76ZM81 198H82V199H81L82 203H84L83 201H85V200H83V197H81ZM91 198L94 199V197H91ZM91 198H90V199H91ZM116 198L119 199L118 197H116ZM23 199H24V202H25V200H26L27 202H29L28 200H29L30 198H27L28 200L26 199V197L23 198ZM32 199H33V198H32ZM34 199H33V201H34ZM36 199H37V198H36ZM44 199H45V200H48V199L45 198V197H44ZM49 199H50V198H49ZM77 199H80V198H77ZM87 199H86V200H87ZM90 199H88V201H91ZM93 199H92V200H93ZM103 199H104V198H103ZM117 199H116V200H117ZM37 200H40V203H41L43 199H40V196H38V199H37ZM37 200H36V201H37ZM61 200H62V199H61ZM61 200H60L59 202L62 204L63 200H62V201H61ZM104 200H105V199H104ZM107 200H108V199H107ZM114 200H115V198H114ZM2 201H3V200H2ZM22 201H23V200H22ZM43 201H44V200H43ZM55 201H56V202H55ZM65 201H66V200H65ZM65 201H64L63 204L68 203V202H65ZM71 201H73V202H72V206L68 207V210H69L70 212L74 213L73 211H71V209H69V208H71V207H72L74 210H76V211H79L82 207L84 208L83 205H82L81 207H79L80 205H79V206L77 205V207L80 208V209L77 208V209H79V210H77L76 207H75V204H77L76 202H77V201L79 202V200H77V201L75 200V201H74L73 199H71ZM71 201H69V205L71 204ZM81 201H80V202H81ZM99 201H100V200H99ZM101 201H102V200H101ZM111 201H113V198L111 199ZM118 201H119V200H118ZM31 202H32V201H31ZM54 202H55V203H54ZM59 202H57V203H59ZM74 202H75V204H73ZM80 202H79V203H80ZM91 202H92V201H91ZM32 203H33V202H32ZM36 203H38V202H36ZM40 203H39V205H38L39 207H40V205L42 206V204H44L43 202H42V204H40ZM45 203H46V202H45ZM53 203H54V204H53ZM57 203H56V204H57ZM60 203H59V204H60ZM82 203H80V204H82ZM85 203H87V201H85ZM102 203H103V202H102ZM110 203H112V202H110ZM118 203H119V202H118ZM118 203H117V204H118ZM34 204H35V202H34ZM47 204H49V203H47ZM47 204H46V206H47ZM89 204H92V203L89 202ZM4 205H5V204H4ZM7 205H8V204H7ZM28 205H29V204H28ZM35 205H37V204H35ZM67 205H68V204H67ZM69 205H68V206H69ZM98 205H102V206H103V204H101L100 202H99ZM8 206H9V205H8ZM17 206H18V205H17ZM38 206H37V207H38ZM43 206H45V205H43ZM57 206H58V204H57ZM59 206H60V205H59ZM59 206H58V207H59ZM61 206H62V205H61ZM65 206H66V204L64 205V207H65ZM85 206H86V205H85ZM87 206H89V207H90L89 209H91V207H92L93 205H88V203H87ZM245 206H246V205H245ZM260 206H261V205H260ZM5 207H6V206H5ZM9 207H10V206H9ZM18 207H19V206H18ZM26 207H27V205H26ZM29 207H30V205H29ZM31 207H32V206H31ZM39 207L37 208V211L35 210L36 208H34V210H35L36 212H38V211H39V210H38ZM52 207H54V206H52ZM55 207H56V206H55ZM62 207H63V206H62ZM64 207H63V208H64ZM74 207H75V208H74ZM94 207H95V204H94ZM103 207H104V206H103ZM108 207H109V206H108ZM112 207L115 208V206H112ZM117 207H118V206H117ZM241 207L244 208V206H241ZM241 207H239V208H241ZM246 207H247V206H246ZM253 207H255V206H253ZM263 207H264V206H263ZM16 208H17V207H16ZM41 208H46V207H41ZM65 208L67 209V206H66ZM97 208L100 209L99 206H97ZM122 208H123V207H122ZM250 208L253 209V210H252V211H253V215L251 214V213H252L251 209L247 208L248 211H249V210L251 211V212H248L247 209L245 208L246 212H248V213H243V214H245V215H247V214H248V215L251 214L252 217H250V215H249V217H250V219H249V218L247 217V216H248V215H247V216H246V219L248 218L249 220H245V219H244V222H246V221L250 222L252 219H253L252 221H254L255 219H254L253 217L255 216V214H256V217H257L258 214L260 213V210H259V213H258V212L255 213V212H254V208H252L251 206H250ZM258 208H259V207H258ZM5 209H6V208H5ZM5 209H4V210L1 209V210L5 211ZM17 209H18V208H17ZM23 209H24V208H23ZM23 209H20V210H23ZM32 209H33V208H32ZM50 209H51V207L49 206V210H50ZM102 209H103V208H102ZM117 209H120V208H117ZM235 209H236V208H235ZM235 209H234V211H235ZM262 209L264 210V208H262ZM7 210H8V208H7ZM12 210H13V209H12ZM20 210H19V211H20ZM28 210H29V209H28ZM40 210H41V209H40ZM44 210H45V209H44ZM82 210H83V209H81L80 211H82ZM85 210H86V209H84V210L82 211V213H83ZM100 210H101V209H100ZM103 210H104V209H103ZM111 210H112V208H111ZM76 211H75V212H76ZM86 211H87V210H86ZM86 211H85V213H86ZM94 211H98V210L96 209V207H95V210H94ZM234 211H232V213H233ZM237 211L239 212V209H236L235 213H237ZM243 211H244V210L242 209L241 212H243ZM256 211H257V210H256ZM0 212H2V211H0ZM15 212H16V211H15ZM24 212L26 213V211H24ZM24 212H22L23 215H25ZM36 212H35V213H36ZM99 212H100V211H99ZM112 212H115V210L113 209ZM2 213H3V212H2ZM2 213H1V214H2ZM4 213H7V211L4 212ZM18 213H19V212H18ZM20 213H21V212H20ZM20 213H19V214H20ZM41 213H43V210H41ZM41 213H40V216L43 217V215H41ZM55 213L57 214L58 212H55ZM55 213L52 212L53 215H54ZM59 213H60V212H59ZM59 213H58V214H59ZM77 213H78V212H77ZM77 213H76V214H77ZM85 213H84V215L82 214L81 217H82V216H83V217L85 216V217L88 219V217H87L86 215H88L87 213H89V211L86 213V215H85ZM95 213H96V212H95ZM97 213H98V212H97ZM103 213H104V212L101 211V215H102ZM235 213H234V214H235ZM254 213H255V214H254ZM26 214H28V212H27ZM43 214H46V212L43 213ZM56 214H55V215H56ZM78 214H80V212H79ZM90 214H92V212H90ZM93 214H94V213H93ZM93 214H92V215H93ZM237 214H238V213H237ZM15 215H17V214H15ZM36 215H37V214H36ZM49 215H50V213H49ZM53 215H52V216H53ZM92 215H91V216H92ZM101 215L98 214V217H99V218H97L98 221L96 220V218H92V217L89 218V219H92V220L95 219L96 223H97V222L99 223V220H100V218H101ZM118 215H119V213H118ZM230 215H231V214H230ZM240 215H241V214H240ZM245 215H244V216H245ZM261 215H262V214H261ZM0 216H1V215H0ZM27 216H28V218L30 219L31 215L28 214ZM63 216H64V215H63ZM88 216H89V215H88ZM231 216H232V215H231ZM237 216H238V215H237ZM241 216H242V215H241ZM14 217H15V216H14ZM17 217H19V216L17 215ZM17 217H16V218H17ZM20 217H22V215H21ZM103 217H104V216H103ZM233 217H234V216H233ZM23 218H25V217L23 216L22 219H23ZM28 218H27V220H29ZM47 218H48V217H47ZM61 218H63V217L61 216ZM67 218H68V217H67ZM70 218H71V217H70ZM230 218H232V217H230ZM244 218H245V217H244ZM251 218H252V219H251ZM4 219H5V218H4ZM7 219H8V218H7ZM13 219H15V218H13ZM18 219H21V218H18ZM37 219H38V216H37ZM40 219H41V218H40ZM44 219H46V218H44ZM71 219H72V218H71ZM81 219H82V218H81ZM83 219H84V218H83ZM83 219H82V220H83ZM102 219H103V218H102ZM104 219H105V217H104ZM104 219H103V220H104ZM261 219L264 220V218H261ZM5 220H6V219H5ZM9 220H10V219H9ZM9 220H6L5 223H6L7 221H9ZM46 220H47V219H46ZM46 220H45V221H46ZM64 220H65V219H64ZM78 220H79V219H78ZM103 220H102V221H103ZM228 220H229V222H231V223H232V221H233V220L230 221V219H228ZM11 221H12V220H11ZM13 221H15V220H13ZM24 221H25V219H24ZM30 221H31V220H30ZM38 221H39V220H38ZM50 221L52 222V220H50ZM55 221H56V219H55ZM55 221H54V222H55ZM74 221H75V219H74ZM85 221H86V220H85ZM90 221H91V220H90ZM239 221H240V220H239ZM255 221H256V220H255ZM261 221H262V220H261ZM0 222H1V221H0ZM2 222H3V221H2ZM27 222H28V221H27ZM42 222H43V221H42ZM54 222H52V223H53L52 225L55 224ZM92 222L94 223V221H92ZM235 222H236V221H235ZM29 223H30V222H28L27 224H29ZM45 223H46V222H45ZM48 223H49V222H48V220H47V224H48ZM57 223H58V221H57ZM66 223H69V222H66ZM72 223H73V222H72ZM87 223H88V222H87ZM256 223H259V222L256 221ZM256 223L254 222L255 226H259V224H260L261 222H260L259 224H256ZM262 223H263V222H262ZM10 224H11V222H10ZM27 224H26V225H27ZM30 224H31V223H30ZM38 224H39V223H38ZM49 224H50V223H49ZM61 224L63 225V223H60V224H58V225H61ZM64 224H65V223H64ZM237 224H238V223H237ZM250 224H251V223H250ZM252 224H253V223H252ZM254 224H253V225H254ZM263 224H264V223H263ZM6 225H7V224H6ZM13 225H14V224H13ZM26 225H25V226H26ZM52 225H49V226L52 227ZM58 225L56 224V225H54L53 227H54V228H55V226L59 227ZM62 225H61V228L64 226V225H63V226H62ZM70 225H71V224H70ZM233 225H235V223H234ZM241 225H242V223H241ZM2 226H3V224H2ZM11 226H12V225H11ZM27 226H28V225H27ZM29 226H30V225H29ZM33 226H34V225H33ZM35 226H36V225H35ZM35 226H34V227H35ZM40 226H41V225H40ZM49 226H48V227H49ZM72 226H73V225H72ZM72 226H71V227H72ZM238 226H240V225H238ZM243 226H244V225H243ZM261 226H262V229L260 228V230H264L263 225H261ZM8 227H9V226H8ZM34 227H33V228H34ZM37 227H38V226H37ZM46 227H47V226H46ZM48 227H47V229H48ZM53 227H52V228H53ZM57 227H56V228H57ZM65 227H66V226H65ZM65 227L62 228V231L64 230ZM67 227H68V226H67ZM69 227H70V226H69ZM76 227H77V226H76ZM235 227H237V226H235ZM250 227L253 228L254 226H249V228H250ZM259 227H260V226H259ZM259 227H258V228H259ZM0 228H1V226H0ZM28 228H29V227H28ZM30 228H32V226H31ZM33 228H32V229H33ZM44 228H45V227H44ZM56 228H55V229H56ZM61 228H59V230H60ZM72 228H74V226H73ZM72 228H71V229L68 228L67 230L65 229V230H66V234H65V235H67V231H68V233H69L70 230H73ZM239 228H240V227H239ZM241 228H242V227H241ZM256 228H257V227H256ZM256 228H253V229H256ZM6 229H7V228H6ZM13 229L15 230L16 227L13 228ZM13 229H11V230H13ZM35 229H36V228H35ZM37 229H38V230L41 229L40 232H42V233H40V234L38 233L39 235L43 234V231H44V230L42 231V228H41V227H38ZM47 229L45 230L46 232L48 231ZM75 229H76V228H75ZM79 229H80V227L78 226V230L76 229V230L71 231V232H73V234L70 233V234H72V236L69 237V239L72 238L73 235H74L77 231H79ZM253 229H252V230H253ZM1 230H2V229H1ZM4 230H5V227H4ZM8 230H10V229H8ZM8 230H7V231H8ZM17 230H18V229H17ZM24 230H25V229H24ZM65 230H64V231H65ZM84 230H87V229H84ZM91 230H93V229H91ZM105 230H106V229H105ZM260 230H259V231H260ZM15 231H16V230H15ZM15 231H13V232L16 234ZM18 231H19V233H20V232H22L23 230H21V231L18 230ZM34 231H35V230H34ZM45 231H44V233H45ZM53 231H54V230L52 229L51 233H53ZM74 231H75V232H74ZM93 231H94V230H93ZM93 231H90V233L92 232V234H93ZM2 232H3V231H2ZM23 232H24V231H23ZM27 232H29V231L27 230ZM27 232H26V233H27ZM35 232H37V231H35ZM48 232H49V231H48ZM54 232H55V231H54ZM85 232H86V231H85ZM94 232H95V231H94ZM255 232H256V231H255ZM0 233H1V232H0ZM9 233H10V231H9ZM14 233H13V234H14ZM17 233H18V232H17ZM19 233L16 234V236H17V235L19 236ZM26 233H25V234H26ZM49 233H50V232H49ZM49 233H46L47 236H46V234H45L46 237L42 235V239H40V238H39V239L43 241V240H44L43 237H45V239H46V238L48 237V234H49ZM81 233L83 234V237L86 235V234L84 235V233L82 232V230H81ZM88 233H89V232H88ZM88 233H87V234H88ZM3 234H4V232H3ZM10 234H11V233H10ZM27 234H28V233H27ZM27 234H26V235H27ZM63 234H64V232H63ZM70 234H69L68 236H70ZM11 235H12V234H11ZM21 235H22V234H21ZM23 235H24V234H23ZM23 235H22V237H23ZM32 235L35 236V235L33 234V231H32ZM65 235H64V236H65ZM76 235H77V234H76ZM8 236H9V235H8ZM13 236H15V235H13ZM16 236H15L14 238H19V237H20V236H19V237H18V236L16 237ZM24 236H25V235H24ZM33 236H32V238H33ZM88 236H89V235H88ZM79 237H80V236H79ZM4 238H5V236H4ZM10 238H11V237H10ZM59 238H60V237H59ZM74 238H75V235H74ZM74 238H73V239H74ZM84 238H85V237H84ZM23 239H24V238H23ZM37 239H38V237H37ZM39 239H38V240H39ZM48 239H50V240H48ZM48 239H47V240H44L43 242L47 241V243L45 242L46 245L50 243L48 246H49V247H50V246L52 247V245H53V243L51 242V239H52V238L49 236ZM57 239H58V238H57ZM66 239H67V238H66ZM73 239H72V241H73ZM85 239H87V238H85ZM0 240H1V237H0ZM12 240H13V239H12ZM12 240L10 239L11 242H12ZM38 240H37V242H38ZM40 240H39L38 243H40ZM60 240H61V238H60ZM70 240H71V239H70ZM5 241H6V242H4V243H8L7 240H5ZM14 241H15V240H14ZM17 241H18V240H17ZM17 241H16V242H17ZM24 241H25V240H24ZM24 241H23V243H24ZM35 241H36V239H35ZM42 241H41V242H42ZM0 242H2V241H0ZM16 242H14V244H15ZM31 242H33V241H31ZM37 242H35V243H37ZM43 242H42V243H43ZM48 242H49V243H48ZM55 242H56V240H55ZM62 242H64V240H63ZM80 242H81V241H80ZM80 242H78V243H80ZM18 243H19V242H18ZM18 243H17V244H18ZM21 243H22V242H21ZM35 243H34V244H35ZM45 243H44V247L42 246L43 248H46ZM65 243H67L66 240H65ZM68 243H69V241H68ZM14 244H12V246H13ZM34 244H33V245H34ZM51 244H52V245H51ZM40 245H43V244H40ZM64 245H65V244H64ZM69 245H70V244H69ZM71 245H72L71 247L76 248V247H78V245H80V244H76V245H75L76 247L73 245V243H72ZM90 245H91V244H90ZM90 245H89V246H90ZM92 245H93V244H92ZM92 245H91V246H92ZM209 245H210V244H209ZM1 246H2V243H1ZM8 246H9V244H8ZM10 246H11V243H10ZM24 246H25V244H24ZM28 246H29V245H27V247H26V246H25V247L28 248ZM53 246H54L53 248H55V245H53ZM58 246H60V245H57V247H58ZM80 246H81V245H80ZM211 246H212V245H211ZM3 247L5 248L6 246H2L1 250L3 249ZM17 247H18V246H17ZM17 247H15V248H17ZM30 247H31V246H29V248H30ZM49 247H47L46 249H48ZM65 247H66V246H65ZM92 247H93V246H92ZM92 247H91V248H92ZM11 248H12V251H15V250H16V249H13L14 246L11 247ZM11 248H10V249H11ZM26 248H25V250H26ZM29 248H28V249H29ZM36 248L39 249L38 247H36ZM58 248H60L59 250H60V252H61V254H62V252H63L62 250H63L64 247L62 248V250H61V247H58ZM58 248H57V250H58ZM67 248H69V247H67ZM218 248H219V247H218ZM7 249H8V248H7ZM10 249H9V250H10ZM18 249H19V248H18ZM21 249H23V248H21ZM21 249H20V250H21ZM30 249H32V251L34 250L32 247H31ZM46 249H45V250H46ZM50 249H52V248H50ZM50 249H49V250H50ZM221 249H222V248H221ZM4 250L6 251V249H4ZM25 250H24V251H25ZM39 250H40V249H39ZM39 250H38V251L35 250V253H34V254L37 255L36 252H37V253H38V252L40 253L41 250H40V251H39ZM67 250H69V249H67ZM204 250H205V249H204ZM206 250H207V249H206ZM209 250H210V249H209ZM217 250H218V249H217ZM217 250L214 251V252H216V254H217ZM10 251H11V250H10ZM26 251H27V250H26ZM26 251H25V252H26ZM28 251H29V250H28ZM51 251H54L55 253L58 254V252H56V250H53V249H52ZM71 251H72V249H71ZM76 251H77V250H76ZM211 251H213V250H211ZM0 252H2V251H0ZM15 252H17V251H15ZM21 252H22V251H19V254H18V252L16 253V254H18V257L15 256V257L17 258V262H18V258L21 257V256H20ZM25 252H23V253H25ZM48 252H49V251H48ZM48 252L46 251L45 253H48ZM60 252H59V254H60ZM220 252H221V251H220ZM220 252H219V253H220ZM223 252L225 253L226 251H223ZM10 253H11V252H10ZM23 253H22V254H23ZM32 253H33V252H32ZM45 253L43 252V250L41 251V254H45ZM52 253H53V252H52ZM52 253H50V255H52V256H49V255H48V257H50V259L53 258V257H55V256L58 257L57 254L55 255V253H53V254H52ZM64 253H65V251H64ZM64 253H63V254H64ZM74 253H75V252H74ZM74 253H72V254H74ZM77 253H78V252H77ZM201 253H202L201 256H200V254L198 255V256H199L198 261H199V259L204 258L205 256H208L207 253H205V254H203V252H201ZM4 254H6V253H3V255H4ZM16 254H15V255H16ZM27 254H29V253H26V255H27ZM59 254H58V255H59ZM61 254H60V256H61ZM65 254H67V252H66ZM10 255H11V254H10ZM35 255L33 256L34 258H35ZM45 255H47V254H45ZM53 255H54V256H53ZM74 255H75V254H74ZM74 255H73V258L75 257V259H73V261L76 260V257L79 258V259H77V260H82V258H83V257H82V258L80 259L81 256H78L77 254H76V256H74ZM211 255H212V254H211ZM217 255H218V254H217ZM230 255H231V254H230ZM230 255H229V257H230V259H231L230 261H232L233 259L231 258ZM4 256H5V255H4ZM24 256H25V254H24ZM42 256H43V255H42ZM42 256L40 255V257H42ZM60 256L58 257L59 259H60ZM66 256H67V255H66ZM214 256H216V255H214ZM5 257H7V256H5ZM5 257H4V260H5ZM10 257H11V256L7 257V259H8V258L10 259ZM22 257H23V255H22ZM31 257H32V256H31ZM36 257H37L36 260H39L41 263H43V260L39 257V254H38ZM44 257H45V256H44ZM44 257H43V258H44ZM63 257H64V256H63ZM63 257H62V258H63ZM216 257H217V256H216ZM225 257H226V255H225ZM225 257H224V258H225ZM227 257H228V254H227ZM227 257H226V258H227ZM229 257H228V260H229ZM232 257H233V256H232ZM11 258H12V257H11ZM23 258H24V257H23ZM23 258H22V259H23ZM25 258H27V256H26ZM25 258H24V260H27V259H25ZM28 258H29V260L32 259V258H30V256H29ZM34 258H33V259H34ZM58 258H55V259L53 258V259L55 260L54 264H56V261H58ZM62 258H61V260H62ZM68 258H69V257H68ZM214 258H215V257H214ZM222 258H223V257H221V259H222ZM1 259H3V258H0V261L3 262L4 260H1ZM7 259H6V261H4L3 264H7ZM20 259H21V258H20ZM45 259H47V257H45ZM50 259L48 258L47 261H50ZM65 259H67V258L65 257L63 260L65 261ZM83 259H84V258H83ZM196 259H197V258H196ZM208 259H209V258H208ZM208 259H207V260H208ZM218 259H220V258H218ZM218 259H213L214 261L217 260L215 263H214V261H213V264H219V263H217V262H218ZM24 260H20V262H21V261L23 262ZM29 260H27V263H26V261L23 262V263H24V264H25V263H26V264H29V262H28ZM41 260H42V261H41ZM223 260H225V259H222V261H223ZM228 260L226 259L225 262H226V263H229ZM15 261H16V260H15ZM15 261H14L13 263H15ZM39 261H38V263H39ZM47 261H46V260L44 261L45 264H47ZM51 261L53 262V260H51ZM66 261H67V263H65V262H63V261H61L62 263H59V261H58L57 264H68V263L71 262L72 260H71V261H68V259H67ZM205 261H206V259H204V261H201V262H205ZM209 261H210V259H209ZM209 261H208V262H209ZM222 261L220 262V260H219L220 264L222 263ZM233 261L235 262V259H234ZM8 262H9V260H8ZM17 262H16V263H17ZM52 262H49V263L53 264ZM195 262H196V261H195ZM195 262H193V263H195ZM201 262H200V263H201ZM208 262H207V263H208ZM239 262H240V261H239ZM13 263H12V264H13ZM23 263H22V264H23ZM33 263H34V262H33ZM33 263H32V264H33ZM36 263H37V262H36ZM38 263H37V264H38ZM74 263H75V262H72V264H74ZM76 263H77V262H76ZM76 263H75V264H76ZM197 263L199 264V262H197ZM207 263H206V264H207ZM0 264H1V262H0ZM9 264H11V263H9ZM30 264H31V263H30ZM34 264H35V263H34ZM39 264H40V263H39ZM69 264H71V263H69ZM78 264H79V263H78ZM204 264H205V263H204ZM208 264H210V263H208ZM211 264H212V263H211ZM235 264H236V263H235ZM237 264H257V263H256L253 259H251V258H250V259H249V258H246L245 261L240 262V263H237ZM258 264H261V263H258Z\"/></svg>","mask_w":264,"mask_h":264}]
</instances>
